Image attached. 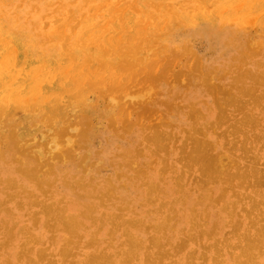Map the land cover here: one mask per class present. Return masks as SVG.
<instances>
[{
	"label": "rangeland",
	"instance_id": "374dc122",
	"mask_svg": "<svg viewBox=\"0 0 264 264\" xmlns=\"http://www.w3.org/2000/svg\"><path fill=\"white\" fill-rule=\"evenodd\" d=\"M56 1H58V0H55V2ZM63 1L64 0H59V2H56L55 3V5L58 7V6H60L62 3H63ZM117 1V2H116ZM120 1H122V2H120ZM128 1L129 0H111L110 2H112V3H110V4H108L107 2H105L104 4L106 5H104L103 4V2H100L99 4H100V6H101V4H103L102 6H101V8H103L102 10H104V11H101V8H100V14L101 13H103V15L101 14V16H102V18H101V23L100 24H104L103 26H99V28L100 29H96V31H93L92 32V34H91V36H93V35H98L99 33H100V31H101V33H103L105 30L106 31H108V32H104L103 34V36H99L98 35V38L96 37V36H94L93 38H96V39H98V40H96V42H94L95 44H97L96 46H99L100 45V43L102 42L103 44V47H102V45H101V47H102V49H101V51H103L105 48H106V46H108V48H107V50L108 49H110V48H112V47H114L115 45H117L118 44V39H121L122 40V43H120V41H119V44H118V46L116 47L115 46V50H114V48H113V50H109V52L108 53H110V56H111V58L112 59H114V60H112L111 58H110V60H109V62L111 63V66H115V68L113 69L112 67L110 68V65H108V67H105V68H101V66L100 65H98V61H95L93 64H89V69H91V70H96V72H98V75H99V72H100V75L102 74V77L99 75V77H101V79L104 77V78H106L105 79V83L106 84H104V78H103V81L102 80H100L101 81V83H100V81L98 80V82L100 83V86L97 88V87H95V89H92V87L91 86H88V85H91L92 83H89V82H87V81H90V80H96L97 81V79L99 78H94V76L96 75V73H95V70L94 71H92L91 72V70L88 72V68H85L86 67V65L84 66V64L83 65H81L80 64V62L78 63L77 62V64L75 63V64H71V63H68L66 60L64 61V60H62V62L60 63V65H59V68H58V70L57 71H54V72H56L57 73V75H55V80H54V85H53V87L54 88H52V89H45L44 87L41 89L39 86L37 87V88H35V89H38L39 91H40V93H45V94H50L51 92L53 93V92H55V98L56 99H52L50 102H47V107L46 106H37V107H34V104H32L33 105V108L30 106L31 104H28V103H26V104H28L27 106L29 107L28 109L29 110H27V108L26 107H24V108H21L20 109V111H19V113H17V119H16V117H14V118H12V119H10L11 121L10 122H8V116H6V118H5V123L3 124V125H1L0 126V131H3V133L5 134V135H8V134H11V130H12V133H14L15 131H16V133L18 134V135H25L24 136V138L26 137V132L27 131H32V136H30V137H34L33 138V141H32V138H27V139H25V141L26 140H29L30 141V139H31V143L28 141V143L26 142V144H25V141H24V143H23V145H27V146H25V147H23V145H21L20 144V148H21V150H22V152L23 151H25L24 153H26L27 152V154H26V157L28 158V163H24V162H22L21 160H18V159H20V153H19V151H17V152H14L13 153V155H12V157H10V158H4V157H2V159H4V160H2L3 161V163H1L0 164V202H1V204H2V202H3V204L2 205H0V244H2L3 243V246L2 245H0V264H6L7 263V260H9L8 261V263L7 264H49L48 263V261H50V260H55L56 261V263L57 264H61V263H63V264H73L74 262V264H80V263H82V261L83 260H81V259H84V260H86L85 258H88V262L86 263V261H84L83 263H86V264H88V263H91V261L92 262H94V263H96V261H97V259H96V257H99V256H102V253H103V256H109V255H114L115 256V258L116 259H122V258H124V257H126L127 255H125V252H126V254L127 253H129L130 255H131V253H133V251L134 250H136V251H134V253H135V255H132V256H134V258L131 260V264L132 263H134V264H146L145 262H147V259H145V258H148L146 255H144V253L147 251H149L148 253L150 254V251L152 252L150 255H152V257H150L149 259H153V257L155 256L154 254H158V256H157V258L159 257V260L158 259H156L155 261H153V260H150L149 261V259H148V262H151V263H149V264H153L154 262L156 263V264H168L169 262H170V264H172L173 262H174V260H176V264H182V262H181V260H183V259H181L182 257L184 258V257H186V254L188 255V250L190 249V247H191V253H189V257H186V260H188V262L190 261V259L189 258H191V262H189L190 264H193V261H194V264H196L197 262V264H202L203 263V256H206V258H209L210 256H211V253H208V251H206L205 252V250L204 249H202V246H200L199 247V245H201V243H202V245H205V246H210V245H212L213 244V241L212 240H201L200 242H196V243H192V245L189 247L188 246V248L186 247L185 249H183V253H181L180 251L178 252V249L181 247V245L183 244V242L184 241H186L187 239L188 240H190L191 238V236H193V233H195V232H197L199 235H200V233H203L205 230H206V232L207 231H209V230H213L214 229V231H216V229L217 228H215V227H219L220 226V218H221V215H222V212L224 213V209H223V207L228 203V201H230L231 199H235V198H237L240 194H242L243 195V193H245L244 194V197L245 198H247V196L249 197H251V196H254L253 194V192H251V189H253L254 188V186H253V184H255V183H257V181L254 183L253 181H254V179H253V176L255 177V174L254 173H252L251 174V171H252V169H251V165L253 164V170H258V167H259V169H261V168H263V170H262V172L264 173V28H263V26H264V24H263V26H262V22H264V0H210V1H208V2H204L203 0H175L176 2H177V6L179 7V9H180V11H182V12H184V16L186 17V18H182V19H179V20H172L171 21V19L168 17V16H163L162 17V15H159V14H157V11H155V10H153L152 9V6H156V0H140L141 1V3H140V5H139V7H138V9H139V11L140 12H142V14H140L141 16H142V18L144 17V15H145V13H146V18H148V17H150L149 16V14L150 15H152L151 17H150V20L152 19V21H150L149 19H148V21H146V23H145V19H143V20H141L142 22H144L145 23V27H143L144 25V23L142 24L143 26H142V28H143V30H142V28L137 24L135 27H134V25H130L131 24V21H129V24H128V27L126 26V28H125V31L122 33V34H120V32H119V30L121 31H123L124 29L122 28V29H120V24H122L123 22H122V20H134L135 18H139V17H141L140 15H137V11L135 10L137 7L135 6H133V5H135L134 3H135V0H130L129 1V3H128ZM134 1V2H133ZM148 3H147V2ZM172 1H174V0H172ZM184 2V4H183V2ZM189 1V2H188ZM192 1V2H191ZM213 1H215V2H213ZM218 1V2H217ZM223 1V2H222ZM228 1V2H227ZM254 1V2H253ZM62 2V3H61ZM114 2H116L114 5H113V3ZM133 2V3H132ZM188 2V3H187ZM232 2V3H231ZM233 2H234V4H233ZM238 2V3H237ZM123 3H124V5H123ZM156 3V4H155ZM181 3V4H180ZM203 3V4H202ZM205 3V4H204ZM215 3V4H214ZM228 3V4H227ZM249 3V4H248ZM260 3V4H259ZM14 4V3H13ZM127 4V5H126ZM131 4H133L132 6L135 8H133L132 6H131ZM145 4L147 5H149V6H151V7H149L148 5L147 6H145ZM207 4V5H206ZM211 4H212V6H211ZM224 4V5H223ZM225 4H226V8H225ZM238 4V5H237ZM243 4V5H242ZM17 5V4H16ZM20 5V4H19ZM117 5V6H116ZM121 5H123V6H128L129 7V5L131 6V7H129V8H127V7H125V9H126V11H123V12H121V8H119V7H121ZM192 5H193V7H192ZM238 6V8H237V10L235 9L236 8V6ZM255 5V6H254ZM260 5H262L263 6V8H262V6H260ZM99 6V5H98ZM99 6V7H100ZM113 6H115V7H118V9L117 10H119L120 9V12H118L117 11V13H120L119 15H118V18H117V16H115V15H117V13H116V10H115V7L113 8ZM123 6H122V8H123ZM145 6V7H144ZM182 6V7H181ZM187 6V7H186ZM195 6V7H194ZM200 6V7H199ZM205 6H211V7H207L208 9L207 10H209L210 8V11H208L207 12V10L205 9ZM216 6V7H215ZM219 6V7H218ZM232 6V7H231ZM235 6V7H234ZM243 6V7H242ZM245 6V7H244ZM259 6V7H258ZM110 7V8H109ZM183 7H186V8H183ZM204 7V8H203ZM224 8V9H222V8ZM242 7V8H241ZM250 7H251V9H250ZM130 8H132V9H130ZM143 8V9H142ZM154 8V7H153ZM188 8V9H187ZM192 8H194V9H192ZM196 8H197V10H196ZM201 8V9H200ZM202 8H203V10H202ZM233 8L235 9V10H233ZM247 8H248V10H247ZM262 8V9H261ZM49 7H45V10H46V12L48 13L49 12ZM124 9V8H123ZM124 9V10H125ZM147 9V10H146ZM185 9V10H184ZM205 9V10H204ZM218 9H222L221 10V14L218 12L219 10ZM227 9H228V11H227ZM232 9V10H231ZM254 9V10H253ZM261 9V10H260ZM19 10V11H18ZM18 10H16L15 11V13H20V9L18 8ZM112 10H115V12H113ZM130 10H132V11H130ZM214 10V11H213ZM259 10H260V12H259ZM18 11V12H17ZM112 11V12H111ZM136 11V12H135ZM148 11V12H147ZM196 11V12H195ZM223 11V12H222ZM232 11H234V13L232 12ZM246 11H248V12H246ZM258 11V12H257ZM108 12V13H107ZM151 12H152V14H151ZM155 12V13H154ZM188 12H190V17H189V13ZM215 12V13H214ZM219 13L220 15V17L219 16H217L216 14L217 13ZM236 12H237V14L238 13H243V14H238V15H236V19L234 18L233 19V16H235V14H236ZM109 13H110V15H109ZM112 13V14H111ZM116 13V14H115ZM136 13V14H135ZM207 15H206V14ZM245 13L246 14H248V16H245L244 17V15H245ZM131 14V15H130ZM213 14V15H212ZM253 14H255V15H253ZM42 15H46V14H43L42 13ZM114 15V16H113ZM123 15V16H122ZM134 15V17H132ZM153 15H155L154 17H153ZM104 16V17H103ZM109 16V17H108ZM111 16V17H110ZM138 16V17H137ZM156 16L157 17H159V18H157V22L155 23V24H157V25H155L154 24V26H153V23L156 21L155 20V18H156ZM197 16V17H196ZM212 16V17H211ZM241 16H243L242 18H241ZM252 16V17H251ZM106 17H108V18H106ZM119 17H123L122 19L121 18H119ZM191 17H193L192 19H191ZM238 17V18H237ZM246 17H247V19H246ZM162 18H164L165 20H166V22L164 21V19H162ZM196 18V19H195ZM229 18H232L233 20L231 21ZM244 18V20L242 21V19ZM119 19H121V21L119 22V21H117V20H119ZM161 19H162V21H161ZM228 19L230 20V22L228 21ZM249 19V20H248ZM136 20V19H135ZM205 20V21H204ZM223 20V24L221 23V21ZM235 20V21H234ZM236 20H238V21H236ZM252 20V21H251ZM68 21H70V19H69V17L67 18V19H64V21H62V22H64L66 25L64 26V24H62V27H64V30H63V28H61L64 32H66L67 33V37H66V35H65V33H63L64 35H61L62 33L61 32H63L62 30H61V32H59L60 31V28H58L59 30H57L58 32H57V37H58V39L59 38H61V37H63V41L65 42L66 40V42H68L67 44L68 45H70V44H73L74 42H75V39H71V31H73V29L76 27V25L78 26L79 24H76L75 25V27H71L72 25L74 26V23L73 22H69L68 23ZM139 22L140 24L142 23V22ZM154 21V22H153ZM164 21V22H163ZM181 21V22H180ZM191 21V22H190ZM208 21V22H207ZM225 21V22H224ZM245 21H246V24L248 25V23L250 24L251 23V25H253L252 26V29H251V26L248 28V26H246L244 23H245ZM113 22V23H112ZM151 22V23H150ZM176 22V23H175ZM179 22V23H178ZM194 22H196V23H194ZM210 22V23H209ZM73 23V24H72ZM112 24V26H111V24ZM165 23V24H164ZM166 23L168 24V25H170V27L168 26V25H166ZM185 23V24H184ZM186 23H187V25H186ZM229 23H233V24H229ZM240 23H241V28H238V27H240ZM151 24V25H150ZM159 24H164V26L163 25H159ZM181 24H183V25H181ZM193 24V25H192ZM222 26H221V25ZM110 26V28H108L109 26ZM191 25V26H190ZM197 25H199V26H197ZM69 26V27H68ZM105 26V27H104ZM130 26V27H129ZM148 26V27H147ZM221 26V27H220ZM226 26V27H225ZM229 26V27H228ZM245 26V27H244ZM262 26V27H261ZM66 27V28H65ZM103 27L105 28V29H103ZM113 27H114V29H116V27H117V29L116 30H114L113 29ZM121 27H123L122 25H121ZM132 27V28H131ZM136 27L139 29H137L136 30ZM176 27H178V28H176ZM224 27V28H223ZM231 27V28H230ZM246 27L248 28V29H246ZM48 28V29H47ZM69 28H70V30H69ZM108 28V29H107ZM146 30H145V29ZM150 28V29H149ZM153 28H155L156 30H158V28H159V30L157 31V32H154V33H152V31H154V30H152ZM162 28H164V29H162ZM167 28V29H166ZM221 30H220V29ZM237 28V29H236ZM111 29V30H110ZM119 29V30H118ZM131 29V30H130ZM133 29V30H132ZM202 29V30H201ZM126 30H128V31H126ZM173 30V31H172ZM197 30V31H196ZM214 30V31H213ZM223 30V31H222ZM48 31V32H47ZM69 31H70V33H69ZM74 31H75V29H74ZM139 32V34H140V36H142L143 37V39H145L146 40V38H147V40L145 41V40H141V38L140 37H137L136 35H138L137 33ZM143 31H147V32H145L144 34L142 33ZM196 31V32H195ZM246 31V32H245ZM44 32L48 35L49 34V32H52V30L50 29V27H49V25L45 28V30H44ZM112 32V33H111ZM137 32V33H136ZM141 32V33H140ZM164 34H163V33ZM220 32V33H219ZM225 32H227V33H225ZM235 32H237V33H235ZM111 34L112 36H108V34ZM118 33L120 34V35H118ZM136 33V34H135ZM150 33V34H149ZM167 33V34H166ZM169 33V34H168ZM230 33V34H229ZM232 33H233V35H232ZM235 33V34H234ZM243 33V34H242ZM70 36H69V35ZM132 34H134L133 35V37L134 38H136V40H135V42L134 43H131L132 41H130V39H131V37H132ZM162 34V35H161ZM202 34V35H201ZM61 35V36H60ZM129 35V36H128ZM148 36V37H145V36ZM149 35H151V36H149ZM153 35H155V36H153ZM159 35V36H158ZM168 35V36H167ZM173 35V36H172ZM175 35V36H174ZM180 35H181V38H180ZM60 36V37H59ZM65 36V37H64ZM68 36H69V38H68ZM108 37L110 40V42H109V44L112 46V44L114 43L115 45H113L112 47L108 44V40H105V37ZM116 36H118V39L116 38ZM131 36V37H130ZM139 36V35H138ZM183 36V37H182ZM106 37V39H108ZM119 37H121V38H119ZM133 37H132V39H133ZM145 37V38H144ZM190 39H189V38ZM227 37V38H226ZM50 38V39H49ZM49 38L47 39V44L48 45H50V43H53L54 42V38L49 34ZM114 38H116L117 39V41H116V39H114ZM124 38V39H123ZM126 38V39H125ZM175 38V39H174ZM233 38V39H232ZM51 39L53 40V41H51ZM137 39H138V41H137ZM139 39H140V42H139ZM149 39H150V41H149ZM152 39V40H151ZM163 39V40H162ZM168 39H170V40H168ZM218 39V40H217ZM222 39H224V40H222ZM230 40V42H229V40ZM74 40V41H73ZM93 40H95V39H93ZM123 40L125 41H127L128 40V42H130V44L129 43H127V44H125V42H123ZM165 40V41H164ZM188 40V41H187ZM215 40H217V42H215ZM221 41V43H218V41ZM48 41H50V42H48ZM136 41H137V43H136ZM142 41H145V43H146V46H145V44H143L144 42H142ZM173 43H171V42ZM176 41V42H175ZM185 41V42H184ZM213 41V42H212ZM219 41V42H220ZM65 42V43H66ZM100 42V43H99ZM111 42H112V44H111ZM117 44H116V43ZM149 42H151V43H149ZM182 42H183V44H182ZM191 42H193V43H191ZM231 42H233V44L231 43ZM255 44H254V43ZM98 43H99V45H98ZM138 43H140V44H142V46L141 47H143V48H141L139 45L140 44H138ZM171 43V44H170ZM179 43V44H178ZM181 43V44H180ZM195 43V44H194ZM210 43V44H209ZM224 43V44H223ZM256 43H258V44H260L258 47L256 46ZM125 44V46H129L127 49L130 51V47H131V44L133 45V46H135V49H136V47H138L139 46V48L136 50V51H138V53L136 52V58L138 57V58H140L139 56H145V59L146 60H148L147 59V57H149V60H148V62H146L145 61V59H144V57L143 58H140V60H142L141 61V65H140V60L138 61V60H136L135 59V57H132L133 59V61L132 60H129L128 59V57H130V59H131V56H128V57H126V55H128V53L129 52H126V47L125 46H123ZM136 44V45H135ZM235 44V45H234ZM253 44H254V47H255V49L254 50H256V54H255V57H254V55H252V54H254L255 52H254V50L251 48V46H253ZM153 45V46H152ZM190 47H189V46ZM221 45V46H220ZM229 45H231V46H229ZM261 45H262V47H261ZM167 46V47H166ZM170 46V47H169ZM178 46V47H177ZM180 46V47H179ZM211 46V47H210ZM219 46V47H218ZM229 47V48H225V47ZM246 46V47H245ZM100 47V46H99ZM99 47H96L94 50H92L91 51V53H95V54H97L98 53V51L100 52V49H99ZM105 47V48H104ZM118 47H124L122 50H120ZM152 47V48H151ZM158 47V48H157ZM189 47V48H188ZM240 47V48H239ZM249 47V48H248ZM253 47V48H254ZM259 47L261 48L260 50L261 51H259V54H258V49H259ZM151 49V51H152V53L155 55V53H156V55L154 56L152 53H151V51H150V49ZM167 48L169 49V51L167 50ZM170 48L172 49V52H171V50H170ZM118 49H119V51L122 53V51L123 50H125L124 51V53H127V54H125L124 55V57H126V58H123V55H122V57H121V53L119 54L120 56V58H118V53H119V51H118ZM148 49V50H147ZM153 49V50H152ZM158 49V50H157ZM182 49V50H181ZM208 49V50H207ZM234 49V50H233ZM249 49H252L251 51L249 50ZM118 52H117V51ZM174 50V51H173ZM179 50V51H178ZM97 51V52H96ZM104 51H106V49L104 50ZM111 51L113 52V53H111ZM144 51V53H142ZM159 51V52H158ZM192 51V52H191ZM193 51L194 52H196V53H194V55H193V57L196 55V59H194L193 58V61L191 60L192 59V53H193ZM200 51V52H199ZM249 51V53H247ZM107 52H105V53H107ZM117 53V54H114V53ZM148 52H150L151 54H152V56L151 57H153V59L152 58H150V54L148 53ZM163 52V53H162ZM175 52V53H174ZM178 52V53H177ZM209 52V53H208ZM254 52V53H253ZM107 53V54H108ZM167 53V56L165 55ZM168 53H169V55H168ZM183 53H185V55L183 54ZM204 53V54H203ZM247 53V54H246ZM141 54V55H140ZM160 54V55H159ZM180 56H182V58H181V60H179V55ZM188 54V55H187ZM201 54V55H200ZM206 54V55H205ZM241 54V55H240ZM97 55H99V53L97 54ZM117 55V56H116ZM137 55H139V56H137ZM147 55V56H146ZM172 55L173 56H175L174 58H178L177 60L179 61H176V60H174V58H171L172 57ZM178 55V56H177ZM210 55V56H209ZM217 55V56H216ZM244 55V56H243ZM248 55H251V57L250 56H248ZM112 56H116V58L114 57H112ZM167 58V59H165L164 60V58L165 57ZM190 56V57H189ZM246 56V57H245ZM248 56V57H247ZM169 57V58H168ZM238 57V58H237ZM67 58V57H66ZM189 58V59H188ZM197 58H199L200 59V62L198 61V59ZM226 58V59H225ZM228 58V59H227ZM230 58V59H229ZM116 59V60H115ZM120 59V60H119ZM129 60V62L130 63H135L136 64V66L138 65V63H139V66H138V69H137V67L135 66H133V64H130V65H128L129 67L132 65L133 66V68H136V69H134V70H131L132 69V66L130 67L131 69H129V67H128V70H127V72H126V68H125V66H127V65H125L126 63H128V60ZM153 61H152V60ZM168 59H172V63L173 64H176V63H178V64H176V65H174L173 66V69H174V67H175V69H174V71H172L173 72V74H176V71H177V75L179 74V76H177V77H179L180 78V80H179V78H178V80H176V79H174V76H172V77H170L172 74H171V65L169 64H166L165 63V61H167ZM211 59V60H210ZM233 59V60H232ZM242 59H244V62H242ZM117 60H119L118 62H117ZM145 62H144V61ZM164 60V61H163ZM186 60H188V61H186ZM216 60V61H215ZM255 60V61H254ZM124 61H126L125 62V64H123L124 63ZM150 61H152V62H150ZM186 61V62H185ZM192 61V63H191V66H190V62ZM219 61V62H218ZM228 61V62H227ZM258 61V63L260 64L259 66H257L258 65V63H256ZM97 62V63H96ZM116 62V63H115ZM144 62V63H143ZM199 62V63H198ZM205 62V63H204ZM209 62H211V65H209L210 63ZM237 62V63H236ZM240 62V63H239ZM245 62L247 63V65L245 64ZM99 63H100V61H99ZM148 63V64H147ZM164 63V64H163ZM167 63H171V60H168V62ZM202 63V64H201ZM209 63V64H208ZM223 63V64H222ZM255 63V64H254ZM62 64H65V65H70L71 64V66H73L72 68H68V66H64V65H62ZM120 64V65H119ZM165 65V66H161V65ZM172 64V65H173ZM179 64H181L180 66H181V68H180V66H179ZM199 64H201V65H199ZM224 64H225V66H224ZM241 64H242V66H241ZM245 64V65H244ZM263 64V65H262ZM78 65H80L79 66V69H77L78 68ZM118 65H119V67H118ZM121 65L122 66H124L123 68L124 69H122V67H121ZM168 65V66H167ZM186 65V66H185ZM206 65V66H205ZM218 65V66H217ZM231 67H230V66ZM81 66H83V67H81ZM106 66H107V64H106ZM217 66V67H216ZM220 66V67H219ZM228 66V67H227ZM66 67H67V69H70L69 71H66L67 69H66ZM87 67H88V65H87ZM97 67H99V69L97 68ZM189 67H191V69L193 68V70H191V69H189V71L191 70V71H193V72H189V74L190 73H192V74H190V75H187V77L189 76V78H188V80L186 79L187 77L186 76H184L183 78L184 79H186V80H184L183 78H181V73L184 71H186L187 73H188V68ZM194 67H196V68H194ZM199 67H201L202 69H201V71L203 70V74H199V70H200V68ZM235 67V68H234ZM64 68V69H63ZM81 68V69H80ZM94 68V69H93ZM111 69V71L113 70V71H115L117 74V76H118V81L117 82H115V78H116V80H117V76L114 78V75H115V72H113L112 71V74L111 75H109V70ZM164 68V69H163ZM167 68H168V70H167ZM198 68H199V70H198ZM227 68V69H226ZM240 68V69H239ZM98 69V70H97ZM105 69V70H104ZM156 69V70H155ZM158 69V70H157ZM182 69H184L183 71H182ZM194 69H197V70H194ZM206 69V70H205ZM235 69V70H234ZM263 69V70H262ZM64 70H65V73H63L64 72ZM76 70L78 71V72H76ZM103 70H104V73H103ZM160 70V71H159ZM162 70V71H161ZM178 70H180V71H178ZM205 70V71H204ZM214 70V71H213ZM239 70V71H238ZM60 71V72H59ZM75 71V72H74ZM81 71L83 72V73H81ZM152 71V72H151ZM158 73H157V72ZM214 73H213V72ZM217 71V72H216ZM232 71V72H231ZM41 72V71H40ZM74 72V73H73ZM87 73L88 75H87V78L88 77H90V78H86V77H84V81H82L81 83L79 82V80H81L82 78L81 77H83V76H86V75H83V74H85V73ZM105 72H106V75H105ZM126 72V73H125ZM135 72H137V74H135ZM159 72H161L160 73V75H159ZM179 72V73H178ZM181 72V73H180ZM225 72V73H224ZM231 72V73H230ZM237 72H239V73H237ZM249 72V73H248ZM66 73H67V75L69 74L70 76H71V74L73 73L74 75H76L75 77V79H73V78H71L69 75L68 76H66ZM76 73V74H75ZM120 73H124V76H123V74L121 75ZM152 73V74H151ZM153 73L155 74L156 73V79L154 78L153 79ZM169 73H170V76H168L169 75ZM186 73V74H187ZM205 73H209V75H211L212 73V75L209 77L207 74H205ZM80 74V75H79ZM114 74V75H113ZM130 74H132V75H130ZM134 74V75H133ZM140 74H141V76H140ZM148 74V75H147ZM149 74L151 75L150 77H152V78H149ZM182 74H185V73H182ZM240 75L242 78H244V76H248L247 78L245 77V79H243L244 81H243V84L241 83V82H238V81H242V80H240V79H242V78H240V76H239V78L240 79H238V81H237V79H235L236 78V76H238V75ZM245 74V75H244ZM83 75V76H82ZM98 75H96V76H98ZM104 75V76H103ZM121 75V76H120ZM139 76V78H138V76ZM158 75V76H157ZM38 77H36V80H38V79H40L41 80V78H42V80H43V78L45 77L43 74H39V75H37ZM130 76H132V78L130 77ZM155 76V75H154ZM165 76V77H164ZM166 76L170 79H168V82L164 79V80H162L163 78H166ZM176 76V75H175ZM200 76V77H199ZM217 76V77H216ZM64 77L65 78H67L68 77V80H66V79H64ZM72 77H73V75H72ZM130 77V78H129ZM177 77H175V78H177ZM186 77V78H185ZM205 79H204V78ZM220 77V78H219ZM221 77H223V78H221ZM229 77H231V78H229ZM258 77V80H259V83H258V80L256 79ZM110 78V79H109ZM112 78L114 79L113 81H114V83H112V85L110 84L111 83V80H112ZM122 78V79H121ZM128 78V79H127ZM149 78V79H148ZM197 78V79H196ZM206 78H208V79H206ZM235 79V80H233V79ZM260 78H262V81H261V79ZM85 79H87V80H85ZM151 79V80H150ZM157 79H158V81H157ZM171 79H172V81H171ZM181 79H183V80H181ZM203 79H204V81H205V83H203L204 81H203ZM211 80L210 82L208 81V80ZM254 79H256L257 81H255ZM61 80V82L64 84H62L61 82H59ZM107 80V81H106ZM119 80H122L121 81V84L119 83ZM154 80V81H153ZM207 80V81H206ZM39 81V80H38ZM64 81V82H63ZM65 81H66V83H65ZM124 81V83H122ZM166 81V82H165ZM172 82V83H170V82ZM183 81V82H182ZM58 82H59V84H58ZM92 82V81H91ZM110 82V83H109ZM186 82H188V83H186ZM206 82H208L207 84H206ZM251 82V83H250ZM257 84H256V83ZM108 83H109V85L110 86H117V88H118V92H114L113 93V91L115 90V87H114V90L112 91L111 90V93H113V94H111L110 92H109V88L107 89V91H105V92H107L106 94H107V96L105 95V97H104V92L102 91V89L103 90H106V86H108ZM119 83V84H118ZM160 83V84H159ZM184 83V84H183ZM210 83V84H209ZM214 83V84H213ZM75 84H80V86H81V84H82V86L79 88V87H75ZM84 84V85H83ZM86 84V85H85ZM101 84H102V86H103V84L105 85L103 88H102V86H101ZM119 86H118V85ZM146 84V85H145ZM62 85V86H61ZM97 85H98V83H97ZM120 85H122V86H120ZM207 85H210V86H207ZM20 86H22V85H20ZM76 86H78V85H76ZM86 88H85V87ZM169 86H171V87H169ZM216 86V87H215ZM254 86V87H253ZM67 87V88H66ZM210 87H211V89H210ZM220 89H219V88ZM69 88H74L73 89V92L71 91L70 93L69 92H67L68 90H69ZM77 90H76V89ZM101 89L100 90V92H96V91H99V90H97V89ZM116 88V89H117ZM209 88V89H208ZM222 88H223V90L224 91H228V90H230L231 89V93L232 92H234V93H232V95H231V93L229 92V93H227V94H230L229 95V98H228V95L227 94H223V91H222V94H220L221 92V90H222ZM238 88V89H237ZM250 88V89H249ZM21 89H22V87L20 88V91H19V93L18 94H20V93H24L23 95H25L26 97L29 95V94H31V93H29V92H21ZM43 89H45V90H43ZM64 89V90H63ZM65 89L67 90L66 92H67V94H66V92H65ZM82 89V90H81ZM228 89V90H227ZM239 89H242V90H239ZM19 90V89H18ZM60 92H58V91ZM63 90V91H62ZM95 90V91H94ZM211 90V91H210ZM246 90H247V92H246ZM46 91V92H45ZM77 91V92H76ZM78 91H81L80 93H81V95H80V93L78 92ZM117 91V90H116ZM220 93H219V92ZM241 91V93H239ZM63 92H65L64 94H63ZM75 92V93H74ZM101 92H102V95H101ZM57 93V94H56ZM63 95H62V94ZM72 93L74 94V96H72ZM78 93H79V99H78V101L76 100L77 98H78ZM89 95V97H88V95ZM91 93V94H90ZM205 93V94H204ZM217 93H219V94H217ZM226 93V92H225ZM238 93V94H237ZM255 93V94H254ZM59 94V95H58ZM77 94V95H76ZM84 94V95H83ZM100 94V95H99ZM250 94H252V96L250 95ZM21 95V94H20ZM53 95V94H52ZM62 95V96H61ZM69 97H68V96ZM83 95V96H82ZM86 95V96H85ZM93 95V96H92ZM98 95V96H97ZM217 95H219L218 97H217ZM221 95V96H220ZM227 95V96H226ZM43 96H45V95H43ZM81 96L82 97H84V99H82V100H84V101H88V102H85V104L83 103L82 105H81ZM111 97L110 98V100H109V98L108 97ZM223 96H225L224 98H223ZM233 96V97H232ZM245 96V97H244ZM246 96H247V98H246ZM254 96H255V99H256V97H258V101L261 103H259V102H257L256 100V102H253L254 101ZM25 97V98H26ZM62 97V98H61ZM75 99H74V98ZM77 97V98H76ZM251 97V98H250ZM32 99L31 98V96L29 95V97H27L26 99ZM89 98V99H88ZM92 98V100H90ZM95 98V99H94ZM124 98V99H123ZM234 98H235V100L236 99H238L239 101L242 99V103H244V104H240V102L238 101V105L236 104V102L237 101H235V103L233 102L234 101ZM241 98V99H240ZM245 98V99H244ZM250 98V99H249ZM86 99H88V100H86ZM94 99V100H93ZM98 99H100V100H98ZM102 99H104V101H102ZM107 99V100H106ZM113 99V100H112ZM218 100V102L220 101L221 102V105H219L218 106V104H220V102L218 103V102H216L217 100ZM223 99H226L225 101H223ZM232 101H231V100ZM55 100H57L58 101V103H56V101ZM59 100H60V102L61 103H59ZM90 100V101H89ZM96 100V101H95ZM233 103V106L232 105H230L229 104V102L230 101ZM52 101H55V102H52ZM93 101V102H92ZM98 101V102H97ZM122 101V102H121ZM162 101V102H161ZM91 102V103H90ZM102 102V103H101ZM105 102H108V103H110V105H108L107 103H105ZM225 102V103H224ZM246 102H247V104H246ZM50 103V104H49ZM55 103V104H54ZM69 103H71V104H69ZM76 103H77V105H76ZM89 103V104H88ZM104 103L105 104H107L106 105V110H105V105H104ZM122 103V104H121ZM126 103V104H125ZM191 103H193L191 106H193L192 108H191V106H190V104ZM230 105H228V104ZM256 104V103H259V107L257 106V105H253V104ZM49 104V105H48ZM57 104V105H56ZM64 104V105H63ZM66 104H69V105H66ZM74 104V105H73ZM104 106H102V105ZM222 104H224L225 106L223 107V105ZM236 104V105H235ZM50 105H52V106H55V107H52V106H50ZM60 105V106H59ZM72 105V106H71ZM122 105H123V108H122ZM228 105V106H227ZM23 106V105H22ZM26 106V105H25ZM49 106V107H48ZM71 106V107H70ZM78 106V107H77ZM93 106V107H92ZM221 106V107H220ZM234 106H237L238 107V109H233V108H235ZM44 107V109H46L47 111H49L48 112V114L46 113L44 116H48V115H50L49 117H48V120H45V118L43 117V119H42V117H40V116H38V114H40L42 111H43V108ZM51 107V108H50ZM59 107V108H58ZM112 107V108H111ZM26 108V109H25ZM34 108H36V110L34 109ZM66 110H65V109ZM81 108V109H80ZM95 108V109H94ZM100 108V109H99ZM193 108H195V110H197V111H195ZM51 109V110H50ZM68 109V110H67ZM79 109V110H78ZM123 109H128V111H123ZM191 109V110H190ZM32 110H34V111H32ZM53 110H56V111H54L53 112ZM63 110V111H62ZM73 110V111H72ZM75 110V111H74ZM95 110V111H94ZM108 110V111H107ZM238 110H240V111H238ZM242 110H244V111H242ZM25 111V112H24ZM62 112V113H59V112ZM105 111V112H104ZM129 111H130V113H129ZM191 111H193V112H191ZM241 111L243 112V113H241ZM26 112L27 113H29L31 116V118H29V119H23L24 118V116H22V115H24V114H26ZM56 112V113H55ZM68 112V113H67ZM124 112H126V113H124ZM135 112V113H134ZM145 112V113H144ZM196 112H200V114H196ZM202 112V113H201ZM246 112V113H245ZM52 113V114H51ZM127 113H128V115H127ZM193 113H195L194 115H192ZM246 114V115H250V118H252V120L251 119H249V117H247L246 115H244V117L246 116L249 120H244L246 123H248V126H245L246 125V123H244V121H243V119H245L244 117H242V115L243 114ZM55 114V115H54ZM68 114V115H67ZM80 114V115H79ZM96 114H97V116H96ZM106 114V115H105ZM108 114L110 115V114H115V115H110L111 116V120H108L107 118L109 117L108 116ZM125 114H126V116L128 117V120H126V121H124L125 120V118L123 117V116H125ZM204 115L205 117H202V118H204V119H199V117H201L202 115ZM230 114V115H229ZM238 114V115H237ZM251 114H253L254 116H251ZM66 115V116H65ZM81 115H83V116H81ZM87 115L89 116V117H87ZM104 115V116H103ZM137 115H141V116H138V117H143V120L142 119H138L139 120V122H140V126H139V122H137ZM191 117H190V116ZM197 115V117H195L194 118V116H196ZM207 115V116H206ZM219 115H221V116H219ZM235 115H237L236 116V118H235ZM55 116H56V119H54L55 118ZM58 116V117H57ZM64 116H65V118H64ZM86 118H85V117ZM225 116H227V120L228 119H232V120H228V123H226L225 121H227L226 119H224V117ZM232 116H233V118H232ZM241 116V117H240ZM33 117V118H32ZM61 119H63V120H61ZM118 117H119V119H118ZM126 117V118H127ZM131 119H130V118ZM188 117V118H187ZM190 117V118H189ZM193 117V118H192ZM210 118V119H208V118ZM228 117H230V118H228ZM255 118V121H257L258 120V122H255L254 121V118ZM262 117V118H261ZM21 118H22V120H21ZM39 118H40V120H39ZM53 119V121L52 122H54V123H52L51 122V120ZM57 118H58V120H57ZM74 118V119H73ZM192 118V119H191ZM196 118H198L197 120H196ZM215 118H218V119H215ZM226 118V117H225ZM240 118H242V121L240 120ZM20 119V120H19ZM47 119V118H46ZM78 119V120H77ZM83 121H82V120ZM87 119V120H86ZM90 119V120H89ZM97 119V120H96ZM123 119V120H122ZM129 119H130V121H129ZM194 119V120H193ZM238 120V122H240V123H236V121ZM26 120V121H25ZM65 120V121H64ZM73 120V121H72ZM77 120V121H76ZM93 120H96V121H93ZM121 120L124 122V123H126V122H129V123H132L133 124V122L134 121H136L137 123H138V125L136 124V123H134L133 125H131L132 127H131V131L129 130L128 131V128L125 130L126 132H124L123 131V129L122 128H120V125H121ZM194 122H193V121ZM205 120H207V121H205ZM218 120L219 121H221V123H220V125L221 126H219V123H218ZM222 120H224V121H222ZM32 122V124L34 123L35 125H33V127H31L32 125H31V122ZM48 121H50L51 123H49L48 124ZM61 121V122H60ZM63 121V122H62ZM70 121V122H69ZM72 121V122H71ZM80 121V122H79ZM87 121H89V122H87ZM93 121V122H92ZM104 121V122H103ZM112 121H115V122H117V123H115V122H113L112 123ZM142 121V122H141ZM144 121V122H143ZM164 121V122H163ZM198 121V122H197ZM214 121H217V122H214ZM229 121H231V122H229ZM251 121L253 122L252 124H251ZM19 122L20 123H22V124H24V125H21V127H20V125H19ZM29 124V127H28V124ZM67 122H68V125L69 126H73L74 125V127H72L73 129H74V131H75V133L76 134H78V132L81 134V135H76L75 133H71L72 131H73V129L71 128V127H69L68 125H67ZM77 122V124L75 125V123ZM84 122H87L88 124H84ZM91 122V123H90ZM95 122H97L98 124H96ZM150 122V123H149ZM167 123V125H169V126H167V127H165L166 126V123ZM191 122V123H190ZM202 122V123H201ZM204 122H206L205 124L207 125V127H209L207 130L205 129V127L206 126H204L205 124H204ZM211 122V124H212V122H214L213 123V125L215 124V134H214V131H213V133H212V127H214V126H212L211 124H209ZM222 122H224V124L222 123ZM233 122H235V123H233ZM243 122V123H242ZM45 123H47V124H45ZM57 123H58V125H57ZM83 123V124H82ZM93 123H95V124H93ZM102 123V124H101ZM124 123H122V124H124ZM162 123H165V126H163V125H161ZM193 123H194V125H193ZM226 123V124H225ZM231 123L233 124V125H231ZM27 124V126L25 127V125ZM38 124V126H36ZM40 124V125H39ZM43 124H45V125H43ZM50 124H52V125H50ZM54 124L55 125H57V126H54ZM60 124H62V125H60ZM71 124V125H70ZM93 124V125H92ZM103 126H101V125ZM108 124H114L113 126H115V129H117L118 127V129L117 130H112V129H114V127L112 126H110L109 128H108ZM142 124H144L145 126H143L142 127ZM153 124V125H152ZM177 124V125H176ZM184 124V125H183ZM188 124V125H187ZM216 124H217V126H216ZM236 124V127L238 128V126H239V129H240V127H241V129L243 130V131H245V133H247V130H248V133H247V135H246V137L248 136V138H250V139H247V141H246V145H244V143H242V142H245V140L244 141H242L245 137H243V135L245 134L243 131L240 133V132H238L236 129H234L233 128V132H234V130H235V132L237 133V136H238V138H237V140H236V138L235 137H237L236 136V134L234 135V134H230V136H229V134H226L225 136L223 135V133H221V132H223V131H229L230 132V130L232 129V127L234 126ZM251 124V125H250ZM31 125V126H30ZM48 125H50V126H48ZM64 125H65V127H67L68 126V128H67V131L68 132H65L64 131ZM105 125V126H104ZM108 125V126H107ZM127 125V124H126ZM155 125V126H154ZM172 125H174V126H172ZM190 125V126H189ZM196 126L195 127V129L193 128V127H191V126ZM212 127H211V126ZM227 125H230L231 127H229V128H227L228 126ZM240 125H244L243 127L242 126H240ZM256 125V126H255ZM9 126V127H8ZM16 126H18V127H16ZM36 128H35V127ZM43 126V127H42ZM49 128H48V127ZM61 126V127H60ZM76 126V127H75ZM123 126V125H122ZM152 126V127H151ZM158 126H159V131H162V130H164L163 131V133L162 132H158V134H157V132L156 131H158ZM172 126V127H171ZM204 126V127H203ZM250 126H252L254 129H251V127ZM22 128L21 130H20V128ZM25 127V128H24ZM37 127L39 128L38 130H37ZM42 127V128H41ZM51 127H52V129H51ZM58 127H60V128H62L63 127V131H61L60 132V128L58 129ZM84 127V128H83ZM86 127V128H85ZM95 127V128H94ZM124 127V126H123ZM124 127V128H125ZM145 127H151L150 129L152 130H150L149 131V135H148V137H145V138H143V136H147L146 134H148V130H149V128L147 129H145ZM155 127H157V128H155ZM189 127V128H188ZM206 127V128H207ZM218 127H220V128H218ZM235 127V126H234ZM15 128V129H14ZM54 128H57V129H54ZM90 129L91 128V130H88V129ZM96 128H98V129H96ZM105 128V129H104ZM141 128H143L142 129V131H141ZM154 128L156 129L155 131H154ZM170 128V129H169ZM185 128V130H182L181 131V129H184ZM197 128H200V130H198ZM203 130H202V129ZM227 128V129H226ZM5 129H7V130H5ZM13 129H14V131H13ZM18 129V130H17ZM69 129V130H68ZM72 129V130H71ZM76 129H78V130H76ZM81 129H83V130H87V132H86V130L85 131H83V130H81ZM129 129H130V124H129ZM133 129V130H132ZM172 129V130H171ZM190 129V130H189ZM192 129L194 130V135H192V137H193V140H194V138L196 139L197 137H198V144H193L194 143V141L195 142H197V140H194V141H192V140H188L187 139V142H186V138H190V137H188L190 134H192L193 133V131H192ZM214 129V128H213ZM226 129V130H225ZM251 129V130H250ZM5 130V131H4ZM25 130V131H24ZM98 130V131H97ZM180 130V131H179ZM197 130V133H195V131ZM209 130V131H208ZM249 130H250V132H249ZM20 131H22V132H20ZM38 131V132H37ZM43 131H44V133H43ZM57 131H59L58 132V134H56L57 133ZM77 131V132H76ZM89 131H91V133L89 132ZM96 131V132H95ZM143 131H145L144 133H143ZM169 131V132H168ZM191 131V132H190ZM199 131V132H198ZM201 131H204V132H202L203 134H201L200 132ZM55 132V133H54ZM63 132V133H62ZM71 133L72 135L73 134H75L76 135V140H75V142H78V143H76V146H74V144H75V142L73 141V139H74V137H72V135H71V137H72V141H71V139L69 138L70 136H67V137H64V135L63 134H65V133ZM115 132V133H114ZM116 132H117V134H116ZM123 132V133H122ZM129 132V133H128ZM136 132V133H135ZM153 132H156V133H153ZM208 132V133H207ZM216 132H218V133H216ZM225 132H224V134H225ZM229 132H226V133H229ZM234 132V133H235ZM259 132V133H258ZM2 133V134H3ZM15 133V134H16ZM43 133V134H42ZM45 133H46V136L47 137H45ZM62 135H61V134ZM70 133H69V135H70ZM82 133H86V134H84L85 135V137H86V135H87V137H88V139L87 138H85V137H83V135H82ZM100 133H102V135L100 134ZM189 133V134H188ZM198 133H200L201 135H199ZM244 133V134H243ZM253 133V134H252ZM257 135L258 134V136H261V139L260 138H258L255 134ZM104 134V135H103ZM113 134V135H112ZM116 134V135H115ZM121 134H122V136H121ZM131 134V135H130ZM143 134V135H142ZM155 134H157L156 136H155V138H154V136L153 135H155ZM188 136H187V135ZM196 134V135H195ZM216 134H219V135H221L222 134V136L225 138L226 136L228 137V139L227 138H225V139H223L222 138V136H216ZM42 135V136H41ZM118 135H120V136H118ZM231 135H234L233 137L231 136ZM240 135V136H239ZM39 136V137H38ZM44 136V138L42 139V140H39L40 139V137L42 138ZM50 136H52V137H50ZM62 137L61 138V140H63V138H66V142L68 143V142H70V144H69V146H72L71 148H68L69 146H68V144L66 145V143H64V141H61L63 144H61L59 141H58V137ZM79 138H78V137ZM113 136V137H112ZM124 136V137H123ZM138 136V137H137ZM191 136V135H190ZM196 136V137H195ZM204 136H206V137H204ZM39 138V139H36V138ZM54 137V138H53ZM59 137V138H60ZM80 137H82V139L84 140H82ZM122 137V138H121ZM126 137V138H125ZM131 137V138H130ZM142 137V138H141ZM152 137H153V139H152ZM185 137V138H184ZM191 137V138H192ZM221 139H220V138ZM255 137H257L258 138V140L260 141L259 143L257 142V140H254L255 139ZM263 137V138H262ZM55 138H56V140H55ZM70 139V141H69V139ZM116 140H115V139ZM147 138V139H146ZM150 138V139H149ZM218 138V139H217ZM256 138V139H257ZM21 139H22V137H21ZM123 139V140H122ZM145 139H146V141H145ZM200 139L202 140V142L203 141H207V142H209V144L211 145H213V146H215L214 148H209L208 147V145H206L205 147H208V148H205L204 147V149H206V151L203 149V152H205V154H207L206 152H207V150L209 151L208 152V154H207V156H208V158H206L207 156L205 155L204 156V162H206L205 160H207V161H210L209 159H211V157L212 158H214L215 159V157H214V155L216 156V158L217 159H222L223 158V156L226 154V156L227 157H229L228 158V160L231 162L230 163V166H229V169H228V167L227 166H225L226 167V170H231V174H229L228 175V173L227 172H225L224 173V175H226V173H227V175L226 176H228L230 179H228V177H225L221 172H219L220 171V166L222 165L221 164V160L219 161V162H216V164H215V162H214V164H215V166H217V167H219L218 169H219V171H215V170H213V172L215 173L216 172V174L217 175H219V177H220V175H221V179H223V177H224V179L226 178V182L225 181H222L220 178L218 179V181H216V183H213V182H215V178H212L213 180H209V179H211V176H210V173L212 172L210 169H207V167H210L211 168V166H207V165H209L208 163H204L203 162V160L202 159H200V160H202V161H200V162H197L198 164L199 163H201V162H203V164L205 165V164H207L206 166H205V168L207 169V170H210V171H207L205 168H204V166L203 165H201L202 167H203V169H205V170H202L201 171V166H200V174L198 173L199 171H197V169L199 168V165H198V167H197V164L195 163H193V161L191 162V159H193L194 160V162H195V159L197 158V160H198V157H196L195 156V154L193 155V153H197V151L196 150H200L201 149V147L199 148V147H197V145H199V142H201L200 141ZM229 140L228 142H226L227 140ZM232 139H234V141H237V150H236V148H235V146L232 148V147H230V145L232 146V144H231V142H230V140H232ZM246 139V138H245ZM35 140V141H34ZM37 140V141H36ZM65 140V139H64ZM82 140V141H81ZM93 140V141H92ZM109 140V141H108ZM168 140V141H170L169 143H168V141L166 142V141ZM222 140V141H221ZM226 140V141H225ZM250 140H252V141H250ZM80 141V142H79ZM108 141V142H107ZM126 141V142H125ZM132 142V144H131V142ZM185 141V142H184ZM217 141H218V143H217ZM233 141V140H232ZM234 141L232 142L233 143V145H234ZM239 141V142H238ZM256 142V145H255V142ZM39 142V143H38ZM87 142V143H86ZM100 142V143H99ZM115 142H117V143H115ZM159 142V143H158ZM160 142L161 143H163V144H161L160 145V148H161V146L163 145V146H165L164 144L166 143L167 145H166V149L165 148H163V149H165V154L167 155H165L164 156V151H161L160 152V150H162V149H160L159 150V153L160 154H158L157 153V151H156V153H155V155H154V151H151V150H154V145L155 144H157V145H155L158 149H159V144H160ZM184 142V144H182ZM202 142L200 143V145L202 144ZM222 142V143H221ZM224 142H226V144H228L226 147V149H225V147H224V145H226ZM250 142V143H249ZM33 143H34V149H33ZM60 143V145H61V147L58 145ZM74 143V144H73ZM130 143V144H129ZM175 143V144H174ZM187 143V144H186ZM189 143H192L191 145L189 144ZM216 143V144H215ZM251 143H252V148H251ZM32 144V145H31ZM66 146H65V145ZM100 144V145H99ZM103 144V145H102ZM111 144V145H110ZM134 144V145H133ZM169 144V145H168ZM188 146L187 147V149H184L185 147H186V145ZM262 144V145H261ZM3 145V146H2ZM38 145V146H37ZM40 145H42V146H40ZM47 146V149H48V151H52V152H48L49 154H50V156L47 154V153H44L43 151H44V146ZM63 145V146H62ZM82 147H81V146ZM98 145V146H97ZM116 145H118V146H116ZM133 145V146H132ZM146 145H149V147H150V152H152L151 154L149 153V151H148V146H146ZM182 145H184V147H182L184 150H186L187 151V153H190V154H192L193 156H195V157H193L192 158V155H190L191 156V158L190 157H187L188 156V154L187 153H185L186 151H184L182 148V150L184 151V153H185V155L183 154V151L181 150V152H180V154L182 153V155H181V157H183V156H185V158H182L181 159V157H179L180 155H178L179 154V151H180V148H178L179 146L181 147ZM193 145V146H192ZM195 145H196V148L197 149H194L195 148ZM203 145V144H202ZM204 145H205V142H204ZM217 145V146H216ZM244 145V146H246L247 148H245L244 146H243V148L242 149H240L242 146ZM6 145H4V144H1L0 143V151H2L4 148H6L5 147ZM36 146V147H35ZM90 146V147H89ZM97 146V147H96ZM107 146V147H106ZM137 146V147H136ZM147 147V148H145V147ZM193 147V150H195L193 153H192V151L193 150H191L192 149V147ZM212 146V147H213ZM263 146V147H262ZM28 147V148H27ZM29 147H32L31 149L29 148ZM37 147H39V148H37ZM78 147V148H77ZM86 147V148H85ZM99 147V148H98ZM106 147V148H105ZM132 147H133V149H132ZM141 147V148H140ZM191 147V148H190ZM203 147V146H202ZM249 147V148H248ZM259 147H262V148H259ZM19 148V149H20ZM41 148H42V154L44 155H42L41 157L40 156H38V157H40L39 159H42V160H40L39 161V159H37L38 161H39V163L36 161V154L37 153H39L40 151H41ZM46 148V147H45ZM61 148V149H60ZM69 150H68V149ZM75 148V149H74ZM113 148V149H112ZM118 148H120V149H118ZM141 151L142 150V148H143V151H141L142 152V154L144 155V156H141V152L138 150V149ZM153 148V149H152ZM157 148H156V150H157ZM199 148V149H198ZM230 148H232V149H234L236 152H234V150H229ZM245 148V149H244ZM39 151H38V150ZM138 150V151H136V150ZM168 149V150H167ZM179 149V150H178ZM202 149H201V153H202ZM209 149H215V150H209ZM243 149L245 150V151H243ZM246 149L247 150H249V152L247 151V155L249 156V158L252 156V157H254V154H255V157L254 158H256L257 157V155H258V158H256L255 159V161L254 160H252L251 161V158L249 159V158H245L244 156H246V154L244 155V154H242V155H240V153H246ZM258 149H261V150H259L258 151ZM32 150H35V151H33V153H31L32 152ZM56 150V151H55ZM59 152H61V154L63 153V155H61L60 153L57 155V156H62V157H60L61 159L60 160H58V158H57V160L55 159V157H53L54 158V162L52 161H50L51 163H53V165L51 164V165H47V163L49 162H47L46 164H45V162L44 161H46V160H48V158L45 156V154L48 156V157H50L51 158V155L53 154L54 155V153H53V151L55 152V153H57L58 151ZM85 150H86V152H85ZM113 150V151H112ZM117 150V151H116ZM228 150L230 151V152H232L233 153V155H232V153H229L228 152ZM242 152H241V151ZM252 151V153H251V151ZM66 151V152H65ZM69 151V153H71V155H73V157L74 158H72V157H66V159L65 158H63V157H65V156H68L69 155V153H67ZM72 151V152H71ZM129 151V152H128ZM136 151V152H135ZM219 151H222V153H224V152H227V153H225V154H222V156H220V157H218V155L219 154H217V153H220ZM36 152V153H35ZM75 152V153H74ZM99 152V153H98ZM103 152V153H102ZM139 152V154L136 156L135 154L136 153H138ZM167 152V153H166ZM16 153V154H15ZM17 153H19V155L17 154ZM32 154V155H34V153H35V155H34V157L33 156H27V155H29V154ZM73 153V154H72ZM126 153V154H125ZM131 153V154H130ZM200 152L198 153L199 155H201V157L204 155L203 153L201 154ZM258 153V154H257ZM40 154V153H39ZM38 154V155H39ZM67 154V155H66ZM85 154V155H84ZM89 154V155H88ZM91 154V155H90ZM102 154V155H101ZM108 154H109V156H108ZM129 154V155H128ZM147 154V155H146ZM160 155L159 157H158V155ZM176 154V155H175ZM197 154V155H198ZM221 154V153H220ZM237 156V157H235V155ZM252 154V155H251ZM15 155V156H14ZM52 155V156H53ZM88 155V156H87ZM111 155H113V157L111 156ZM122 155V156H121ZM123 155H125V156H123ZM132 155H133V157H132ZM135 155V156H134ZM140 155V156H139ZM149 155V156H148ZM157 155V156H156ZM210 155H212V156H210ZM242 156V158L240 157V156ZM77 156V157H76ZM84 156H87V159H86V157H85V159L82 161L81 159L82 158H84ZM238 156H239V158H238ZM122 157H123V159H122ZM126 157V158H125ZM132 157V158H131ZM140 158L139 160L138 159H136V158ZM227 157H224L222 160H223V163H225V164H223V165H227V163H229V162H226V161H228V160H226V158ZM243 157H244V159H243ZM247 157V156H246ZM18 158V159H17ZM76 158V159H75ZM79 158V159H78ZM92 158V159H91ZM94 158V159H93ZM125 158V159H124ZM132 159V162L130 163V159ZM155 158H156V161L158 162L159 160V162L157 163V162H152L153 160L155 161ZM161 158V159H160ZM164 158H166L167 160H168V162H169V164H167V168L166 167H163L164 166V164H163V162L165 163V165H166V162L165 161H163V159ZM181 159L180 161H179V159ZM189 159V163H188V160H185V159ZM253 158V159H254ZM34 159V160H33ZM45 159V160H44ZM68 159V160H67ZM74 159V160H73ZM110 159H112V160H110ZM120 159V160H119ZM122 159V160H121ZM127 159V160H126ZM147 159V160H146ZM214 159H211V160H214ZM233 159H235V161H238L239 163H237V162H233L234 160ZM245 159H246V161H248L249 162V160H250V163H247V162H245ZM249 159V160H248ZM10 160V161H9ZM13 160H16V161H13ZM56 160V161H55ZM62 160H66L65 162L64 161H62ZM91 162H90V161ZM106 162H105V161ZM115 160V161H114ZM133 160H135V161H133ZM163 162H162V161ZM177 160V161H176ZM216 160V159H215ZM0 161H1V156H0ZM1 161V162H2ZM5 161V162H4ZM7 161H9V162H7ZM13 161V162H12ZM31 161V162H30ZM57 161H60V162H57ZM71 161V162H70ZM120 161V162H119ZM127 161V162H126ZM139 161V162H138ZM199 161V160H198ZM72 162H74V164L72 163ZM76 162L78 163H80L81 162V164L82 165H79L78 166V164H76ZM83 162V163H82ZM93 162H95V164H93ZM110 162V163H109ZM118 162V163H117ZM123 162H125V163H123ZM134 162V163H133ZM137 164H136V163ZM143 162L145 163H148L149 164V166H148V164L146 165V163L143 165ZM152 162V163H151ZM161 162H162V164H161ZM167 162V163H168ZM182 162V163H181ZM185 162H187L188 164H189V167H188V165L186 166V167H188L189 169H190V175H188L187 174V169L185 168L184 169V167L185 166H183L182 167V165L185 163ZM233 162V163H232ZM254 162H256L258 165H257V167H255V164L256 163H254ZM7 163V164H6ZM24 163V164H23ZM44 163V166H40L39 164H43ZM62 163V164H61ZM85 163V164H84ZM87 163V164H86ZM120 163V165L121 166H119L118 164ZM160 163V164H159ZM210 163V162H209ZM213 163V162H212ZM212 163H210V165L212 164ZM247 164V168H248V171H246L247 170V168H246V170H244L245 169V166H244V164ZM20 164H21V166H20ZM57 164V165H56ZM76 164V165H75ZM88 164H90V167L88 166ZM92 164H93V166H92ZM110 164H112V165H110ZM113 164H114V167H113ZM123 164V165H122ZM126 164H128V165H126ZM135 164H136V166L138 165V167H134L135 166ZM150 164H152V166L153 167H151V165ZM182 164V165H181ZM190 164H192L193 165V167H192V169H191V167H190ZM202 164V163H201ZM233 164H235V165H238V167L240 166V167H242L243 169L241 170V168H240V171H239V174H237V170H239V168L238 169H236L237 168V166H236V168H235V165H233L234 167L232 168L231 166ZM240 164V165H239ZM245 164V165H246ZM4 165V166H3ZM18 166L17 168H16V166ZM38 165V167H36ZM55 165V166H54ZM67 165V166H66ZM125 165V166H124ZM133 165V167L134 168H137L136 170L138 171V176L140 177V178H138V176L135 174L137 171H135L134 172V169H132V168H130V166H132ZM141 165V166H140ZM185 165V164H184ZM191 165V166H192ZM195 165V166H194ZM222 165V166H223ZM11 166V167H10ZM26 166V167H25ZM78 166V167H77ZM82 166V167H81ZM100 166V167H99ZM123 166V167H122ZM129 166V167H128ZM145 166H148V167H145ZM163 167V169L164 168H166V169H168V170H163L162 172H159L160 170H161V168ZM176 168H175V167ZM215 166H213V168H217V167H215ZM7 167H9V168H7ZM19 167H21V168H19ZM49 167L51 168V175H50V169H49ZM86 168V169H84V168ZM105 167V168H104ZM107 167V168H106ZM153 168V169H151V168ZM161 167V168H160ZM179 167V168H178ZM181 167H182V169H183V171H184V175L185 176H182L183 175V171H182V174H181ZM38 168H42L41 170H43V172L46 174V172L45 171H48L49 172V175H45V174H43V172L40 170V172H38L39 171V169ZM109 168V169H108ZM140 168V169H139ZM171 168H173L174 170V172H172V174H171ZM194 168V169H193ZM231 168V169H230ZM255 168V169H254ZM257 168V169H256ZM9 171H8V170ZM17 169H21L20 170V172H16V171H19V170H17ZM24 169V170H23ZM62 169V170H61ZM79 170V171H77V170ZM92 169V170H91ZM96 169V170H95ZM112 169V170H111ZM116 169V170H115ZM130 169H132V170H130ZM139 169V170H138ZM142 169H144V171L145 172H143V170ZM160 169V170H159ZM196 169V170H195ZM250 169V170H249ZM23 170V171H22ZM73 170H75V171H73ZM84 170H86V172H83ZM140 170H142L140 173H139V171ZM159 170V171H158ZM221 170H222V167H221ZM11 171V172H10ZM14 171V172H13ZM30 173H29V172ZM37 171V172H36ZM82 171V172H81ZM92 171V172H91ZM125 171V172H124ZM167 171V172H166ZM189 171V170H188ZM225 171V170H224ZM224 171H222V172H224ZM237 171V172H236ZM242 171H243V173L244 174H246L247 176H249L248 175V173L250 174V177H247V176H243L244 174H242ZM245 171H246V173H245ZM5 172V173H4ZM10 172V173H9ZM16 172V173H15ZM33 172V173H32ZM48 172H47V174H48ZM56 172V173H55ZM90 172V173H89ZM96 172V173H95ZM99 172V173H98ZM122 172H123V176H120L119 177V175H121L122 174ZM160 174H159V173ZM166 172V173H165ZM193 172V173H192ZM207 172V173H209V176L207 175V174H205V173ZM212 172V173H213ZM220 174H219V173ZM34 173H35V175L37 174L38 176L37 177H35V179L37 180H39V179H43L42 181H44V183L45 184H47V182H49L50 184H51V186L50 185H44V183L41 181V185H43L42 186V188H44L43 190L42 189H39L40 187V185H38V182L37 181H35V180H33V178L34 177H31L30 178V176H34ZM52 173H53V175H52ZM82 173V174H81ZM116 173V174H115ZM141 173H143V174H145V175H143V174H141ZM163 173V174H162ZM177 173V174H176ZM195 173V174H194ZM234 173H236V174H234ZM258 173H260V170H258ZM26 174V175H25ZM66 174V175H65ZM95 174V175H94ZM119 174V175H118ZM165 174V175H164ZM169 174V175H168ZM174 174V175H173ZM181 174V178H182V182L181 181H179V179H181L180 177H179V179L178 178H176V177H178L177 175H180ZM192 174H193V176H192ZM203 174H205V177H207V179L205 178V183H203L204 181V178L202 179V180H200V178L199 177H201ZM215 174V175H216ZM234 174V175H233ZM261 174V173H260ZM3 175V176H2ZM5 175V176H4ZM22 175H24V176H22ZM30 175V176H29ZM43 175V176H42ZM57 175V176H56ZM68 175V176H67ZM71 175H72V177H71ZM77 175V176H76ZM117 177H116V176ZM135 175L137 176L136 177V179L134 178L135 177ZM147 175V177H145ZM150 175V176H149ZM163 175H164V177H163ZM166 175H168V176H166ZM215 175H213L212 177H215ZM251 175H253V176H251ZM258 175V174H257ZM264 175V174H263ZM39 176H41L42 178H39ZM46 176V177H45ZM52 176H55V177H52ZM67 176V177H66ZM81 176H83V178L81 177ZM111 176V177H110ZM128 176H129V179H127L128 178ZM131 176V177H130ZM134 176V177H133ZM160 176H162L161 178L163 179L164 178V180H162V179H160L159 177ZM173 176V177H172ZM188 176H189V179H188ZM196 176V177H195ZM198 176V177H197ZM204 176V175H203ZM240 176H243V178H239ZM261 176V175H260ZM63 177H65V178H63ZM71 177V178H70ZM87 177H89L88 178V180H87ZM94 177V178H93ZM103 177V178H102ZM120 179H119V178ZM127 177V178H126ZM144 177H145V179H144ZM183 177H184V179H183ZM194 177L195 178H197L196 180L194 179ZM209 177V178H208ZM10 179V184L9 185H6V184H8V181H6V180H9ZM13 178H14V180H16V184L17 185H14V180H13ZM49 178V179H48ZM63 178V179H62ZM69 178V179H68ZM82 178V179H81ZM90 178H92L91 179V181H92V183H91V181H90ZM107 178L109 179V180H107ZM126 178V179H125ZM144 180H143V179ZM150 178V179H149ZM152 178H153V180H152ZM198 178H199V180H198ZM202 178V177H201ZM248 179L249 181H246L245 179ZM13 181H12V180ZM54 179H56L55 181L57 182H55L54 181ZM75 179H76V181H75ZM96 179V180H95ZM117 179V180H116ZM138 179V180H137ZM172 179V180H171ZM178 179V180H177ZM193 179V181L195 182H198V185H201V184H199V183H202V185H204V184H207L208 183V185L206 186V185H204V186H206V187H203L202 185V187H201V189H199L200 187H198V185L196 184V182L194 183V182H192L191 180ZM223 179V180H224ZM231 179H233V180H231ZM242 179V180H241ZM21 180V181H20ZM24 180H25V182H24ZM49 180V181H48ZM64 180V181H63ZM72 180V181H71ZM77 180H79L80 182L78 183V181ZM102 180V181H101ZM113 180V181H112ZM127 180V181H126ZM130 180H133V181H130ZM143 180V181H142ZM175 180V181H174ZM186 180H189V181H186ZM246 182H245V181ZM253 180V181H252ZM262 180H263V178H262ZM67 182V184H66V186H65V183ZM82 181L83 182H85L86 184H88V185H85V186H83L84 185V183L82 184ZM130 181V182H129ZM141 181V182H140ZM150 181V182H149ZM159 181V182H158ZM166 181V182H165ZM171 181V182H170ZM200 181V182H199ZM207 181V182H206ZM222 181V182H221ZM239 181H241V186L243 185V187H241V186H239V188H237L238 187V185H239ZM243 181V182H242ZM24 182V183H23ZM52 182H54V183H52ZM65 182V183H64ZM71 182H72V185H71ZM76 184H75V183ZM102 182V183H101ZM107 182V183H106ZM134 182V183H133ZM136 182V183H135ZM143 182V183H142ZM145 182H148L149 184H147V183H145ZM156 182V183H155ZM179 182L181 183L180 185H179ZM236 182V183H235ZM249 182V183H248ZM6 183V184H5ZM37 183V184H36ZM78 183V184H77ZM81 183V184H80ZM90 183H91V185H90ZM126 183V184H125ZM141 185H140V184ZM187 183V184H186ZM191 183H193V184H191ZM233 183L235 184V186L233 185ZM246 183H248V184H252L251 185V188H250V186L247 188V185L248 184H246ZM14 185L13 187H12V185ZM39 184H40V182H39ZM62 184H64V186L62 185ZM97 184H99V185H97ZM105 184L107 185V186H105ZM132 184V185H131ZM155 184V187L156 188H158V189H155L154 188V190L152 189L153 188V186L152 187H150L151 185H154ZM165 184V185H164ZM182 184H184L183 186H182ZM190 184V185H189ZM11 185V186H10ZM81 185H82V187L83 188H80L79 189V186L81 187ZM92 185H93V187L95 186L96 188H93L92 187ZM120 185H124L123 187L122 186H120ZM128 185H130V186H128ZM177 185H179V187L177 186ZM186 185V186H185ZM234 186V189H235V191L237 192L235 195H234V193H233V187H231V186ZM21 186V187H20ZM75 186H78V187H76L75 188ZM112 186H115V188L114 187H112ZM128 186V187H127ZM134 186V187H133ZM181 186V187H180ZM192 186V187H191ZM244 186L246 187V188H244ZM253 186V187H252ZM24 187H26V188H24ZM57 187V188H56ZM59 187V188H58ZM105 187V188H104ZM145 187V188H144ZM162 187H164L165 188V190H164V188H162ZM177 187H178V190H177ZM183 187V188H182ZM189 189H191V190H189ZM191 187V188H190ZM195 189H194V188ZM208 187V188H207ZM229 187H231V189L229 190ZM241 187V188H240ZM9 188V189H8ZM21 188H24V189H21ZM73 188V189H72ZM108 188H110L109 189V192H108V194L105 192V190L107 191L108 190ZM111 188H112V190H111ZM117 188V189H116ZM152 189L153 191H155V192H151V199H152V201H151V199H150V193H149V189ZM160 188V189H159ZM182 188V189H181ZM198 190H197V189ZM205 188H207V189H209L210 188V191H206L205 192V190H203V189H205ZM224 189V191H223V189ZM228 188V190H226ZM242 188H243V190L244 189H247V192H246V190H244V192H243V190H242ZM11 189V190H10ZM15 191H14V190ZM38 189H39V191H38ZM47 189V190H46ZM105 189V190H104ZM121 189V190H120ZM123 189V190H122ZM146 189H148L147 190V192H146ZM151 189H150V191H151ZM169 189V190H168ZM221 189V191H223L222 193V195H220L219 193H221V191H219ZM7 190V191H6ZM26 190V191H25ZM35 190V191H34ZM43 191V192H41V191ZM49 190V191H48ZM93 190H94V192H93ZM96 190H97V192H96ZM116 191V192H114V191ZM128 192H127V191ZM164 190V193L162 192ZM195 190H197V192L195 191ZM226 190V191H225ZM6 191V192H5ZM15 192V193H13V192ZM18 191H19V193H18ZM45 191L47 192V193H45ZM53 191V192H52ZM113 191V192H112ZM135 191V192H134ZM140 191H141V193H140ZM161 191V192H160ZM170 191V192H169ZM175 191L176 192H178V193H175ZM204 194V196H205V194H208V195H206L207 197L209 196H212V198L210 197H208V198H206L205 199V197L203 196V194L201 193V192ZM214 191V192H213ZM50 192H52V193H50ZM58 192V193H57ZM93 192V193H92ZM101 192H103V194L101 193ZM104 192H105V196H107L108 198H105V196H103L104 195ZM120 192V193H119ZM123 192V193H122ZM192 192V193H191ZM213 192V193H212ZM216 192V193H215ZM224 192H225V197L223 198V199H220V198H222L223 196H224ZM7 193H9L10 194V196H9V194H7ZM35 194V196H33V194ZM36 193H37V195H36ZM41 193H43V194H40ZM76 193V194H75ZM78 193V194H77ZM95 193V194H94ZM116 193V194H115ZM127 193V194H126ZM135 193V194H134ZM139 193V194H138ZM146 193H147V195H146ZM149 193V194H148ZM160 193V194H159ZM168 193V194H167ZM212 193V194H211ZM248 193H250V195H247ZM13 194H15V196L13 195ZM44 194H46L47 196H45ZM48 194H49V196H48ZM54 194V195H53ZM71 194V195H70ZM98 194V195H97ZM101 194V195H100ZM107 194V195H106ZM142 194V195H141ZM198 194H200V197H199V195ZM201 194H202V196H203V198L201 199ZM211 194V195H210ZM219 194V195H218ZM5 195H8L9 197H7V196H5ZM12 195V196H11ZM31 195V196H30ZM53 195V196H52ZM87 195H91V196H95V197H101L102 196V204H101V202H99V201H101V200H99V199H97V198H95V197H91V196H88L87 197ZM97 195V196H96ZM148 195H149V197H148ZM157 195V196H156ZM162 195V196H161ZM179 195V196H178ZM199 197H197V196ZM242 195H240L239 197H241V199L243 198L242 197ZM30 196V197H29ZM59 196H62V198L61 197H59ZM83 196V197H82ZM114 196H116V198H113ZM123 196V197H122ZM143 196V197H142ZM188 196V197H187ZM4 197H7V199L5 198L4 199ZM47 198V199H45V198ZM48 197H49V199H48ZM57 197H59L58 198V201H56V198ZM67 197V198H66ZM69 197V198H68ZM113 199H112V198ZM125 197H127V198H125ZM129 197V198H128ZM144 197H146V199L144 198ZM163 198V200H162V198ZM232 197V198H231ZM9 198V199H8ZM35 198H38V201L40 202L41 200L42 201H45V202H37V199H35ZM67 200H66V199ZM121 198V199H120ZM147 198H149L148 200L150 201H148L147 200ZM175 198H179L178 200H176ZM185 198H186V200H185ZM189 198V199H188ZM197 198V199H196ZM215 198H219V201H218V199L216 200ZM10 199H12V200H10ZM85 199V200H84ZM110 200V201H104V200ZM122 199H124L123 201H122ZM133 199V200H132ZM155 199H157L156 201H155ZM162 200V201H160V200ZM244 199V198H243ZM250 199L251 198H248V199H246L247 200V202H245L246 203V205H243L242 203H241V205H239L237 208H236V211H235V216H236V218L239 216V215H241L242 217H238L239 219H245V215H246V212L250 209V206L247 204L249 201H250ZM8 200H10V201H8ZM32 200H36L34 203H31L32 202ZM146 200H147V202H146ZM172 200L174 201V202H172ZM183 200V201H182ZM184 200H185V202H184ZM202 200H204V201H202ZM223 200V201H222ZM60 201V203L58 204V202ZM63 201V202H62ZM68 201V202H67ZM88 201V202H87ZM112 201V202H111ZM118 201V202H117ZM167 201V202H166ZM193 201H195V202H193ZM17 202V203H16ZM27 202H30V203H27ZM50 202H52L54 205H52V207H47V204L48 203H50ZM62 202V203H61ZM72 202V203H71ZM104 202H105V204H104ZM116 202V203H115ZM129 202V203H128ZM149 202V203H148ZM155 202H156V204H155ZM162 202H164V203H166L165 205H164V208H162V207H160V211L161 212H158V208H159V205H160V203L162 204ZM183 202V204L181 205V203ZM209 202V203H208ZM19 203V204H18ZM25 203H27V205L25 204ZM37 203V204H36ZM47 203V204H46ZM51 203V204H52ZM119 203V204H118ZM122 203V204H121ZM132 203V204H131ZM143 204V205H141V204ZM170 203V204H169ZM172 203V204H171ZM208 203V204H207ZM218 203H219V205H218ZM224 205H223V204ZM28 204H29V206H28ZM31 204H34V205H31ZM38 204H40L39 206H38ZM41 204L42 205H45V206H41ZM93 204V205H92ZM98 204V205H97ZM106 205V206H104V205ZM124 204V205H123ZM194 205L193 206V209L192 210H194V212L193 211H191L190 209H191V207H192V205ZM210 204V205H209ZM35 205H37V207L35 206ZM60 207V208H62L63 210H64V212H63V216L62 215H60V217H58L59 215L58 214H61L62 212L61 211H59V213L58 214H56V212L54 211L55 210V208L57 207ZM63 205H65L64 207H63ZM90 206V208L92 209L93 208V206H95L92 210L91 209H89L88 208V206ZM92 205V206H91ZM100 205V206H99ZM110 207H109V206ZM116 205V206H115ZM118 205V206H117ZM121 205V206H120ZM135 205V206H134ZM148 205V206H147ZM221 205H223V206H221ZM40 206H41V208L42 209H44V208H48L47 210H48V213H50V211L49 210H51L52 208V212L54 213V214H51L50 213V215L49 216H51V217H53V218H55V219H50L51 217H45L46 215H48V214H46V215H44L45 214V212L40 208ZM48 206H50V204L48 205ZM62 206V207H61ZM127 206V208H124V207H126ZM141 206V207H140ZM158 206V207H157ZM161 206V205H160ZM162 206H163V204H162ZM170 206H172V207H170ZM207 206V207H206ZM221 206V207H220ZM241 206H243L242 207V209H240L241 208ZM23 207V208H22ZM44 207V208H43ZM55 207V208H54ZM85 207H87V208H85ZM117 207V208H116ZM135 207V208H134ZM167 207H170L169 208V211H168V208ZM206 207V208H205ZM222 208V209H219V208ZM9 208V209H8ZM19 208V209H18ZM111 209V211H110V209ZM120 208H122V209H120ZM124 208V209H123ZM132 208V209H131ZM156 208V209H155ZM181 208V209H180ZM225 208V207H224ZM245 208H249L248 210L247 209H245ZM6 209H8V210H6ZM17 209V210H16ZM39 209H41V212H40V210ZM61 209V210H62ZM79 209V210H78ZM136 209V210H135ZM149 209H151V210H149ZM154 209V210H153ZM171 209V210H170ZM205 210L206 209V211H205V213L207 212V216H208V218H207V216L205 217V213L203 212V210ZM243 209H245L244 211H243ZM35 210H36V213H34L35 212ZM56 210H60L59 208L58 209H56ZM62 210V211H63ZM83 210H85L84 212H82ZM94 210V211H93ZM113 210V211H112ZM118 210V211H117ZM133 210V211H132ZM154 212H153V211ZM163 210V211H162ZM175 210V211H174ZM210 210V211H209ZM242 210V211H241ZM8 211H10V212H12V213H7ZM37 211H39L38 213H37ZM80 211L82 212V213H84V217L83 216H81L80 214H82V213H80ZM88 211H90L89 213V215H88ZM92 211V212H91ZM103 211V212H102ZM115 211V212H114ZM123 211H125V212H123ZM128 211V212H127ZM148 211V212H147ZM172 211H174V212H172ZM190 211L192 212V213H194V214H192L191 215V213H190ZM195 211H196V214H195ZM208 211H209V214H208ZM14 212V213H13ZM44 212V213H43ZM111 215L113 212H114V214H113V216L111 215L110 216V218L111 219H108V220H106L107 218H108V213ZM119 212V213H118ZM141 212V213H140ZM147 212V213H146ZM162 212H164V213H162ZM238 212V213H237ZM80 213V214H79ZM92 213V214H91ZM105 213V214H104ZM129 213V214H128ZM137 213V214H136ZM169 213V216L171 217V218H173V219H171V221H172V223L175 221V223L173 224V226H171V227H173L174 229H172V228H170V229H168V231H167V229L164 231L163 229H161L160 230V228H159V225L160 224H162V223H160L161 221H162V219H163V217L164 218H166L165 217V215L166 214H168ZM174 213V214H173ZM187 213V214H186ZM13 214H15V216L13 215ZM37 214V215H36ZM42 214V215H41ZM73 214V215H72ZM77 214V215H76ZM115 214H121L120 215V218H119V215H118V219L115 217ZM125 214V215H124ZM133 214V215H132ZM151 214H153V215H151ZM161 214V215H160ZM239 214V215H238ZM2 215V216H1ZM10 215V216H9ZM54 215V216H53ZM56 215V216H55ZM69 215V216H68ZM70 215H72V216H70ZM75 215V216H74ZM85 215L87 216V217H85ZM90 215H91V218H90ZM102 215V216H101ZM103 215H104V217H103ZM124 215V216H123ZM139 215V216H138ZM145 215V216H144ZM193 215H198L197 216V218H195L196 220H198V222L196 223V227H194L193 225H192V222H190V218L192 219V216ZM202 215V216H201ZM8 216V217H7ZM12 216H14V217H12ZM35 216V217H34ZM62 216V217H61ZM64 216H65V218H66V220H70V218L72 217V218H77L78 219V221H79V223H80V220L82 221V223L81 224H84V226L86 227V228H84V226H81L80 224H79V227L77 226V228L75 227V229L74 228H71V226H70V224H65L66 222L67 223H69L68 221H64L65 223L63 224V220H64ZM66 216H68V218L69 219H67V217ZM93 216H94V218H93ZM98 216V217H97ZM122 216V217H121ZM141 216V217H140ZM150 216V217H149ZM153 216V217H152ZM156 216V217H155ZM167 216V215H166ZM188 216V217H187ZM58 217V219H56ZM96 217V218H95ZM112 217H113V222H114V224L112 223V224H110L109 222H112ZM114 217L116 218V220L114 219ZM130 217V218H129ZM136 217V219H134ZM155 217V218H154ZM161 218V219H159V218ZM204 217L206 218L205 220H207V222L205 221L204 222ZM37 218V219H36ZM45 218H48V219H50V221L48 220V219H45ZM62 218V219H61ZM99 218H101L102 219V222L103 223H101V222H99ZM126 218V219H125ZM133 218V219H132ZM153 218H154V220H153ZM194 218V217H193ZM43 219H45V222L46 221H48L49 222V224H53L54 223V221H55V224H54V227H56V228H53V230H52V224L50 225L51 226V229H50V231L52 230V232H50L49 231V229H48V222L46 223L47 225H45V226H47V227H44L43 225H44V220ZM94 219H96V221H92V220H94ZM124 219H125V221H124ZM127 219H132V220H130V221H134L133 223H135V227L136 228H134V224L132 223V225H130V223H129V221L127 220ZM201 219V220H200ZM203 219V220H202ZM60 221L61 220V224L60 223H58V221ZM121 220L123 221V222H121ZM158 222H157V221ZM161 220V221H160ZM177 220V221H176ZM36 221V222H35ZM93 223H92V222ZM118 221H120V227H119V225L118 224H116V223H119ZM138 221V223L136 224V222ZM141 221V222H140ZM146 221V222H145ZM154 221V222H153ZM188 221V222H187ZM12 222V223H11ZM95 222V223H94ZM142 222H144V223H142ZM151 222V223H150ZM20 223V224H19ZM32 223H34V224H32ZM92 223V224H91ZM99 223H100V225H99ZM105 223V224H104ZM126 226V225H129V226H124L123 224ZM127 223V224H126ZM129 223V224H128ZM141 223V224H140ZM149 224V227L150 226H152V228L150 229H146V228H144L145 226L147 227L148 226V224ZM142 224H144V226L142 225ZM146 224V225H145ZM157 224V225H156ZM214 224H215V227H214ZM8 227H7V226ZM14 225V226H13ZM23 225V226H22ZM91 225V226H90ZM116 225H117V227H116ZM138 227H137V226ZM156 225V226H155ZM6 226V229H3L4 227ZM50 226H49V228H50ZM62 226H64V230L63 229H61V228H63ZM98 226H102L100 229H98ZM113 226L114 227H116V229H114L113 228ZM131 226H133V227H131ZM139 226H142L141 228L139 227ZM161 227H162V225H160ZM14 227V228H13ZM22 228L23 230H21L22 231V233H20V232H17L18 231V229L19 228ZM29 227H31V228H29ZM88 227V228H87ZM112 227V228H111ZM128 227V228H127ZM155 227L157 228H159V230H158V228L157 229H155ZM191 227H193V228H191ZM67 228V229H66ZM95 228V229H94ZM107 228V229H106ZM109 228H111V229H109ZM120 228V229H119ZM125 229V232L123 231L124 229ZM129 228H131L132 229V231H131V229H129ZM154 228V229H153ZM182 228V229H181ZM191 230H190V229ZM28 230L29 231V233L31 234V235H33L31 238H35L34 240L32 239V240H30L29 241V239H27L28 237H26V236H29L30 234L29 233H26V230ZM70 229H72V231H74V232H77L78 234H76V233H72V232H67V231H71ZM84 229V230H83ZM90 229V230H89ZM96 229H98V230H96ZM106 229V230H105ZM117 229H118V231H117ZM126 229H127V232H126ZM202 229V230H201ZM5 230V231H4ZM11 230V231H10ZM101 230V231H100ZM111 230H113V231H111ZM116 230V231H115ZM173 230V231H172ZM195 230V231H194ZM97 232L96 233V235H94L95 233L94 232ZM109 231H110V234H108L109 233ZM116 233H115V232ZM128 231H129V233H128ZM135 231V232H134ZM143 231V233H141ZM146 231V232H145ZM150 231V233H148ZM153 231H156V232H153ZM162 231V232H161ZM185 231V232H184ZM199 231H202V232H199ZM232 230L230 229V228H227V229H225V231L221 234V236L220 237H227V236H230L231 235V232ZM91 232H93V235H92V233ZM112 232H114V235L112 234ZM118 232V233H117ZM122 232V233H121ZM123 232H124V236H123ZM131 232V233H130ZM205 232V233H206ZM225 232H227V233H225ZM231 232V233H230ZM17 233V234H16ZM72 234V236H71V234ZM91 233V234H90ZM103 233V234H102ZM119 233H120V236H119ZM151 233H153V234H151ZM160 233H166L165 235L164 234H160ZM174 233V234H173ZM190 235H189V234ZM225 233V234H224ZM12 234V235H11ZM14 234V235H13ZM39 234V235H38ZM69 234H70V241H71V244H70V241H69V238H67V240L68 241H66V237H69ZM89 234V235H88ZM107 234V235H106ZM150 234V235H149ZM227 234V236H223V235H226ZM68 235V236H67ZM108 235H110V236H108ZM125 235H126V237H125ZM140 235V236H139ZM163 235V236H162ZM173 235V236H172ZM188 235H189V238H188ZM91 236V237H90ZM92 236H94V239H97V240H94L93 238H92ZM128 236H132V238H129ZM137 236H138V239H135V238H137ZM149 236V237H148ZM187 236V237H186ZM39 237V238H38ZM95 237H97V238H95ZM155 237V239L153 240V238ZM157 237H159V238H157ZM162 237V238H161ZM8 238V240H6ZM24 238V239H23ZM30 238V237H29ZM92 238V239H91ZM109 238V239H108ZM116 238V239H115ZM148 238H149V240H148ZM153 240V242H155V240L156 241H158V242H155V243H153L152 241H151V239ZM164 238V239H163ZM167 238V239H166ZM168 238L171 240V241H167L168 240ZM172 238V239H171ZM183 238V239H182ZM25 239H26V242H25ZM38 239V240H37ZM124 239V240H123ZM127 239V240H126ZM133 239H135V240H139V241H141L140 243H142V244H137L136 243V241L135 240H133ZM37 240V241H36ZM88 240V241H87ZM89 240H92L93 241V243L95 242L96 244H93L92 243V241L90 242ZM122 240V241H121ZM159 240H161V242L159 241ZM73 241V242H72ZM87 242V244H86V242ZM97 241V242H96ZM151 243L150 245H151V248L150 247H148V246H150L148 243L149 242ZM167 243H166V242ZM207 241V242H206ZM62 242V243H61ZM66 242H68V244L66 243ZM125 242V243H124ZM5 243V244H4ZM63 243H66L68 246H66V245H64ZM91 243V244H90ZM131 245H130V244ZM135 243L137 244V245H135ZM160 243V244H159ZM164 243H166V244H164ZM24 244H26V245H24ZM92 244H93V246H92ZM128 244V245H127ZM143 244H144V246H143ZM158 244L159 245H161V246H158ZM162 244L165 246V247H163L162 246ZM5 245V246H4ZM21 245V246H20ZM88 245V246H87ZM123 245H125V246H123ZM130 245V246H129ZM147 245V246H146ZM155 245H156V247H155ZM24 246V252L22 253V251H23V249L21 248V247H23ZM26 246H29L28 247V249L27 248H25ZM63 246V248L62 249H64L63 250V252H62V249H61V247ZM67 247V249L70 251V249H72V251H71V253L69 252V256L67 255V254H65L67 251H66V249L64 248V247ZM73 246V247H72ZM113 246V247H112ZM173 246V247H172ZM193 246V247H192ZM5 247V248H4ZM48 247V248H47ZM72 247V248H71ZM127 247H128V249H127ZM130 247H131V249H130ZM132 247H134V248H132ZM160 249V247H161V249H160V253L158 252L159 251V249ZM195 247H196V250L197 251H195L194 249H195ZM18 248H21L22 249V251L20 250V249H18ZM40 248V249H39ZM70 248V249H69ZM125 248V249H124ZM149 248V249H148ZM39 251H38V250ZM43 250V249H45L46 251V257H45V254H41V252H40V250ZM61 249V250H60ZM96 249H97V251H96ZM148 249V250H147ZM154 251H153V250ZM162 249H165V253L163 252V250ZM30 250V251H29ZM102 250V251H101ZM122 250V251H121ZM127 250H130V251H127ZM143 250L145 251V252H143ZM156 250V251H155ZM158 250V251H157ZM187 250V251H186ZM193 250H194V252H193ZM18 251H21V253L20 252H18ZM59 251H61V252H59ZM77 251V252H76ZM100 252V255H96V254H99V252ZM105 251V252H104ZM110 251V252H109ZM116 251V252H115ZM117 251H120V252H117ZM171 251V252H170ZM175 251V252H174ZM43 252H44V250H43ZM86 252V253H85ZM95 252V253H94ZM146 252V253H147ZM154 252H156V253H154ZM168 252V253H167ZM176 252H178V253H176ZM195 252H196V254H195ZM201 252L204 254L203 256L201 255ZM17 253H19V255L17 254ZM24 253H26V255H27V259H26V257L24 256L25 254ZM39 253H40V257H39ZM48 253V254H47ZM49 253H51L50 255H49ZM63 253V254H62ZM89 253V254H88ZM105 253H107V254H105ZM118 253H120V255L122 256L123 255V257H121ZM154 253V254H153ZM170 253V255L172 254V255H174V256H172V261H171V259H170V256L168 257V259H166L165 257H163L164 256V254H169ZM194 255H193V254ZM17 254V255H16ZM92 254V255H91ZM116 254V255H115ZM128 254V255H129ZM137 254H138V260H137ZM162 254H163V256H162ZM179 254V255H178ZM182 256H181V255ZM185 254V255H184ZM192 254V256H194L193 258L190 256ZM15 255H16V257L17 256H19L18 257V259L19 260H17L16 258H14L15 257ZM64 255H67L66 257L64 256ZM85 255V256H84ZM86 255H88V256H86ZM91 255V256H90ZM96 255V256H95ZM125 255V256H124ZM30 257V259H29V257ZM41 256H43L42 258H41ZM62 256V257H61ZM90 256V257H89ZM117 256V257H116ZM144 256V257H143ZM208 256V257H207ZM8 257V258H7ZM59 257H60V259H59ZM128 257V256H127ZM126 257V259H128V258H132V257H128L127 258ZM156 257V256H155ZM162 257H163V259H164V261L162 260ZM178 257V258H177ZM196 257V260L194 259ZM199 257L201 258V259H199ZM41 258V259H40ZM46 258V259H45ZM62 258V259H61ZM89 258H93V259H89ZM161 258V259H160ZM188 258V259H187ZM30 261H29V260ZM31 259H32V263H29V262H31ZM57 259V260H56ZM144 259V260H143ZM155 259V258H154ZM180 259V260H179ZM5 260H6V262H5ZM29 262H28V261ZM90 260V261H89ZM99 260V259H98ZM169 260V261H168ZM184 261V262H187V261ZM26 261V262H25ZM10 262V263H9ZM51 262V261H50ZM72 262V263H71ZM80 262V263H79ZM98 262V261H97ZM143 262V263H142ZM148 262H147V264H148ZM158 262V263H157ZM172 262V263H171ZM52 263L54 264L55 262H53L52 261ZM51 263V264H52ZM127 263H129L128 262V260H127ZM91 264H93V263H91ZM173 264H175V262L173 263Z\"/></svg>",
	"mask_w": 264,
	"mask_h": 264
},
{
	"label": "bare ground",
	"instance_id": "6f19581e",
	"mask_svg": "<svg viewBox=\"0 0 264 264\" xmlns=\"http://www.w3.org/2000/svg\"><path fill=\"white\" fill-rule=\"evenodd\" d=\"M111 0H64L63 1V3L60 5V6H56L55 5V3L56 2H59V0L58 1H56L55 2V0H0V126L1 125H3L4 123H5V118H6V116H8V122H10L11 120L10 119H12V118H14V117H16V119L18 118L17 117V113H19V111H20V109L21 108H24V107H26L27 108V110H29L28 108V104H31L30 106L33 108V105L32 104H34V107H37V106H46L47 105V102H50L53 98L54 99H56L55 98V92H51L50 94L48 93V94H45L44 92L43 93H40V91L38 90V89H35V88H37L38 86L42 89L43 87L45 88V89H52V88H54L53 87V85H54V80H55V75H57V73L56 72H54V71H57L58 70V68H59V65H60V63L62 62V60H66L68 63H71V64H77V62L79 63L80 62V64L81 65H83L84 64V66L86 65V67L85 68H88V72L91 70V69H89L90 67H89V64H93L95 61H98V65H100L101 66V68L103 69V68H105V67H108V65H110V68L112 67H114L115 68V66H111V63L109 62V60H110V58H111V56H110V53H108L109 52V50L111 49V50H113V48H114V50H115V46L117 47L118 46V44H119V41H120V43H122V40L121 39H118V36H116V38L119 40L118 41V44L117 45H115L114 43L112 44V42H111V44H112V46L113 45H115L114 47H112L110 44H109V42L111 41L107 36V38L108 39H106V37H105V40H108L107 42H108V44L112 47V48H110V49H108L107 50V48H108V46H106V51H101V49H102V47H103V41L100 43V45H99V43H98V45L100 46H96L97 44H95L94 42H96V40H98V39H96V38H93L94 36H96L97 38H98V35L99 36H103L104 34V32L106 31H104L103 33H101V31H100V33L98 34V35H93V36H91V34H92V32L93 31H96V29H100L99 28V26H103L102 24H100L101 23V18H102V16H101V14L103 15V13H101L100 14V8H101V6L105 3V2H107L108 4H110V3H112V2H110ZM130 1V0H129ZM129 1H128V3H129ZM149 1V0H148ZM204 1V0H203ZM208 1H210V0H205L204 2L206 3V2H208ZM233 1V0H232ZM100 2H103V4H101V6H100ZM117 2V1H116ZM116 2H114L113 3V5L116 3ZM120 2H122V1H120ZM134 2V1H133ZM132 2V3H133ZM147 2V1H146ZM183 2V1H182ZM189 2V1H188ZM187 2V3H188ZM192 2V1H191ZM213 2H215V1H213ZM218 2V1H217ZM223 2V1H222ZM228 2V1H227ZM254 2V1H253ZM14 3V4H13ZM60 3V2H59ZM140 3H141V1L140 0H135V5H133V4H131V6L133 5L134 7L136 6L137 8L135 9L133 6V8L137 11H135L136 13H137V15H140V14H142V12H140L139 11V9H138V7H139V5H140ZM148 3V2H147ZM157 3V4H156ZM156 6H152V9L153 10H155V11H157V14H159V15H162V17L163 16H168L170 19H171V21L173 20H179V19H182L183 17L184 18H186L185 16H184V12H182V11H180V9H179V7L177 6V2L174 0V1H172V0H156ZM204 3V4H205ZM209 3V2H208ZM232 3V2H231ZM238 3V2H237ZM264 3V2H263ZM17 4V5H16ZM20 4V5H19ZM117 4V3H116ZM181 4V3H180ZM183 4H184V2H183ZM203 4V3H202ZM210 4V3H209ZM215 4V3H214ZM228 4V3H227ZM233 4H234V2H233ZM249 4V3H248ZM260 4V3H259ZM100 7H99V6ZM105 5V4H104ZM103 5V6H104ZM118 5V4H117ZM116 5V6H117ZM123 5H124V3H123ZM123 5H121V7H119V8H121V12H123V11H126V9H125V7H127V8H129V7H131L130 5H129V7L128 6H123ZM127 5V4H126ZM148 5V4H147ZM146 4H145V6H147ZM207 5V4H206ZM224 5V4H223ZM238 5V4H237ZM243 5V4H242ZM106 6V5H105ZM122 6H123V8L125 9H123L122 8ZM144 6V7H145ZM149 6V5H148ZM211 6H212V4H211ZM211 6H205V9L207 10L208 8L207 7H211ZM236 6V5H235ZM234 6V7H235ZM255 6V5H254ZM260 6H262V5H260ZM45 7H49V12L47 13L46 12V10H45ZM115 6H113V8H114ZM118 7H115V10H116V13H117V11L118 12H120V9L119 10H117L118 9ZM149 7H151V6H149ZM154 7V8H153ZM182 7V6H181ZM187 7V6H186ZM186 7H183V8H186ZM192 7H193V5H192ZM195 7V6H194ZM200 7V6H199ZM216 7V6H215ZM219 7V6H218ZM232 7V6H231ZM243 7V6H242ZM241 7V8H242ZM245 7V6H244ZM259 7V6H258ZM18 8L20 9V13H15V11L16 10H18ZM110 8V7H109ZM204 8V7H203ZM203 8H202V10H203ZM222 8V7H221ZM225 8H226V4H225ZM237 8H238V6H236V10H237ZM262 8H263V6H262ZM261 8V9H262ZM103 8H101V11H104V10H102ZM130 9H132V8H130ZM143 9V8H142ZM188 9V8H187ZM192 9H194V8H192ZM201 9V8H200ZM204 9V10H205ZM211 9V8H210ZM210 9L209 10H207V12L208 11H210ZM222 9H224V8H222ZM221 9V10H222ZM234 8H233V10H235ZM239 9V8H238ZM250 9H251V7H250ZM260 9V10H261ZM115 10H112L113 12H115ZM147 10V9H146ZM185 10V9H184ZM196 10H197V8H196ZM219 11V13L221 12V10L220 9H218ZM225 10V9H224ZM232 10V9H231ZM247 10H248V8H247ZM254 10V9H253ZM260 10H259V12H260ZM19 11V10H18ZM17 11V12H18ZM111 11V12H112ZM130 11H132V10H130ZM214 11V10H213ZM227 11H228V9H227ZM120 12V13H121ZM148 12V11H147ZM196 12V11H195ZM223 12V11H222ZM233 13H234V11H232ZM246 12H248V11H246ZM258 12V11H257ZM42 13L43 14H46V15H42ZM108 13V12H107ZM115 13V14H116ZM120 13H117V15H115V16H117V18H118V15L120 14ZM135 13V14H136ZM155 13V12H154ZM189 13V17L191 16L190 15V12H188ZM209 13V12H208ZM215 13V12H214ZM217 13V12H216ZM219 13H217L216 15L217 16H219L220 14ZM112 14V13H111ZM151 14H152V12H151ZM206 14V13H205ZM239 15L240 14H243L242 12L241 13H238ZM237 14V12H236V14H235V16H233V19L236 17V15H238ZM109 15H110V13H109ZM131 15V14H130ZM145 15H146V13H145ZM144 15V17L142 18V16L141 17H139V18H135L134 20H122V24H120V29H124L123 31L121 30H119V32H120V34H122L124 31H125V28H126V26L128 27V24H129V21H131V24L130 25H134V27L138 24L141 28H142V26L143 27H145L146 25H145V23H146V21H148V19L150 20V17L152 16V15H150L149 14V16L150 17H148V18H146V16L148 15H146L145 16ZM207 15V14H206ZM213 15V14H212ZM253 15H255V14H253ZM114 16V15H113ZM123 16V15H122ZM155 15H153V17H154ZM245 16H248V14H246L245 13V15H244V17ZM69 17V19H70V21L71 22H73L74 23V26L72 25L71 27H75V25L76 24H79L78 26L76 25V27L74 28L75 29V31H74V29H73V31H71L70 30V28H69V30L71 31V39H75V42L73 43V44H70V45H68L69 43L68 42H64L63 41V37H61V38H59L58 39V35H57V30H59L58 28H63V30H64V27H62V24H64V26L66 25L64 22H62V21H64V19H67ZM104 17V16H103ZM109 17V16H108ZM108 17H106V18H108ZM111 17V16H110ZM132 17H134V15L132 16ZM138 17V16H137ZM197 17V16H196ZM212 17V16H211ZM220 17V16H219ZM243 16H241V18H242ZM252 17V16H251ZM119 18H121V17H119ZM123 18V17H122ZM121 18V19H122ZM146 18V19H145ZM157 18H159V17H157L156 16V18H155V22L153 23V26H154V24L158 21L157 20ZM193 17H191V19H192ZM238 18V17H237ZM121 19H119V20H117V21H121ZM143 19H145V23L144 22H142L141 20H143ZM162 19H164V18H162ZM162 19H161V21H162ZM196 19V18H195ZM231 21L233 20L232 18H229ZM228 19V21L230 22V20ZM236 19V18H235ZM246 19H247V17H246ZM167 20V19H166ZM166 20L164 19V21L166 22ZM244 20V18L242 19V21ZM249 20V19H248ZM70 21H68V23L70 22ZM142 22L141 24L139 23V22ZM150 21H152V19L150 20ZM163 21V22H164ZM205 21V20H204ZM235 21V20H234ZM236 21H238V20H236ZM252 21V20H251ZM149 22V21H148ZM181 22V21H180ZM191 22V21H190ZM208 22V21H207ZM225 22V21H224ZM72 23V24H73ZM113 23V22H112ZM144 23V24H143ZM151 23V22H150ZM176 23V22H175ZM179 23V22H178ZM194 23H196V22H194ZM210 23V22H209ZM221 23L223 24V20L221 21ZM111 24V23H110ZM143 24V25H142ZM165 24V23H164ZM164 24H159V25H163L164 26ZM185 24V23H184ZM229 24H233V23H229ZM246 26H248V28L251 26V29H252V26L253 25H251V23L249 24L248 23V25L246 24V21H245V23H244ZM263 24H264V22H262V26H263ZM49 25V27H50V29L52 30V32H49V34L54 38L53 40H54V42L53 43H50V45H48L47 44V39L49 38V34L47 35L45 32H44V30H45V28L47 27ZM121 25L123 26V27H121ZM151 25V24H150ZM155 25H157V24H155ZM166 25H168L167 23H166ZM181 25H183V24H181ZM186 25H187V23H186ZM193 25V24H192ZM221 25V24H220ZM67 26V25H66ZM109 26V25H108ZM111 26H112V24H111ZM169 27H170V25H168ZM188 26V25H187ZM191 26V25H190ZM197 26H199V25H197ZM222 26V25H221ZM220 26V27H221ZM261 26V27H262ZM69 27V26H68ZM105 27V26H104ZM103 27V29H105ZM130 27V26H129ZM148 27V26H147ZM226 27V26H225ZM229 27V26H228ZM242 26H241V23H240V27H238V28H241ZM245 27V26H244ZM60 28V31L59 32H61V29ZM66 28V27H65ZM108 28H110V26L108 27ZM107 28V29H108ZM132 28V27H131ZM139 28V27H138ZM137 27H136V30L138 29ZM146 28V27H145ZM144 28V29H145ZM176 28H178V27H176ZM224 28V27H223ZM231 28V27H230ZM247 27H246V29H248ZM263 28H264V26H263ZM48 29V28H47ZM113 29H114V27H113ZM116 29H117V27H116ZM116 29H114V30H116ZM127 29V28H126ZM140 29V28H139ZM138 29V30H139ZM150 29V28H149ZM155 28H153L152 30H154ZM162 29H164V28H162ZM167 29V28H166ZM220 29V28H219ZM237 29V28H236ZM62 30V31H63ZM111 30V29H110ZM131 30V29H130ZM133 30V29H132ZM142 30H143V28H142ZM146 30V29H145ZM158 30H159V28H158ZM158 30H154V31H152V33H154V32H157ZM202 30V29H201ZM221 30V29H220ZM65 31V30H64ZM61 32L62 34L61 35H64L63 33H65V35H66V37H67V33L66 32ZM70 31H69V33H70ZM126 31H128V30H126ZM173 31V30H172ZM197 31V30H196ZM195 31V32H196ZM214 31V30H213ZM223 31V30H222ZM48 32V31H47ZM106 32H108V31H106ZM122 32V33H121ZM138 32V31H137ZM136 32V33H137ZM142 32V31H141ZM140 32V33H141ZM145 32H147V31H143L142 33L144 34ZM246 32V31H245ZM112 33V32H111ZM135 33V34H136ZM163 33V32H162ZM220 33V32H219ZM225 33H227V32H225ZM235 33H237V32H235ZM234 33V34H235ZM119 33H118V35H120ZM138 35H136L137 37H142V36H140V34H139V32L137 33ZM150 34V33H149ZM164 34V33H163ZM167 34V33H166ZM169 34V33H168ZM230 34V33H229ZM243 34V33H242ZM60 35V36H61ZM69 35V34H68ZM133 35L134 34H132V37H133ZM162 35V34H161ZM202 35V34H201ZM232 35H233V33H232ZM59 36V37H60ZM70 36V35H69ZM69 36H68V38H69ZM108 36H112L110 33L108 34ZM129 36V35H128ZM145 36V35H144ZM149 36H151V35H149ZM153 36H155V35H153ZM159 36V35H158ZM168 36V35H167ZM173 36V35H172ZM175 36V35H174ZM65 37V36H64ZM131 37V36H130ZM132 37H131V39H130V41H132L131 43H134L135 42V40H136V38H134L133 37V39H132ZM145 37H148V36H145ZM144 37V38H145ZM156 37V36H155ZM183 37V36H182ZM116 38H114V39H116ZM119 38H121V37H119ZM180 38H181V35H180ZM189 38V37H188ZM227 38V37H226ZM50 39V38H49ZM93 39H95V40H93ZM117 39H116V41H117ZM124 39V38H123ZM126 39V38H125ZM175 39V38H174ZM190 39V38H189ZM233 39V38H232ZM52 39H51V41H53ZM110 40V41H109ZM141 40H145V39H143V37L141 38ZM146 40H147V38H146ZM145 40V41H146ZM152 40V39H151ZM163 40V39H162ZM168 40H170V39H168ZM218 40V39H217ZM217 40H215V42H217ZM222 40H224V39H222ZM221 40V41H222ZM229 40V39H228ZM74 41V40H73ZM94 41V42H93ZM137 41H138V39H137ZM137 41H136V43H137ZM145 41H142V42H144L143 44H145V46H146V43H145ZM149 41H150V39H149ZM165 41V40H164ZM188 41V40H187ZM220 41V40H219ZM218 41V43H221V41L219 42ZM48 42H50V41H48ZM123 42H125V44H127V43H129L130 44V42H128V40L126 41H124L123 40ZM127 42V43H126ZM139 42H140V39H139ZM171 42V41H170ZM176 42V41H175ZM185 42V41H184ZM213 42V41H212ZM229 42H230V40H229ZM68 43V44H67ZM97 43V42H96ZM149 43H151V42H149ZM172 43V42H171ZM170 43V44H171ZM174 43V42H173ZM172 43V44H173ZM191 43H193V42H191ZM232 44H233V42H231ZM254 43V42H253ZM103 44V45H102ZM125 44L123 45V46H125ZM138 44H140V43H138ZM179 44V43H178ZM181 44V43H180ZM182 44H183V42H182ZM195 44V43H194ZM210 44V43H209ZM224 44V43H223ZM255 44V43H254ZM254 44H253V46H251V48L254 50L255 49V47H254ZM264 44V43H263ZM101 45H102V47H101ZM136 45V44H135ZM235 45V44H234ZM260 44H258V43H256V46L258 47ZM140 47L142 46V44H140L139 45ZM139 46L138 47H136V49H135V46H133L132 44H131V47H130V51L128 50L129 48V46L127 45V46H125L126 48V52H129L128 53V55H126V57H128V56H131V59H130V57H128V59L129 60H132L133 58L132 57H135L136 55V52L138 53V51H136L138 48H139ZM153 46V45H152ZM189 46V45H188ZM221 46V45H220ZM229 46H231V45H229ZM96 47H99V49H100V52L98 51V53H99V55H97V54H93V53H91V51L92 50H94ZM167 47V46H166ZM170 47V46H169ZM178 47V46H177ZM180 47V46H179ZM190 47V46H189ZM188 47V48H189ZM211 47V46H210ZM219 47V46H218ZM246 47V46H245ZM254 47V48H253ZM261 47H262V45H261ZM120 50H122L124 47H118ZM128 48V49H127ZM141 48H143V47H141ZM152 48V47H151ZM158 48V47H157ZM225 48H229V47H225ZM240 48V47H239ZM249 48V47H248ZM119 49H118V51H119ZM150 49V48H149ZM252 49H249L250 51L252 50ZM261 48L259 47V49L257 50L258 51V54H259V51H261L260 50ZM148 50V49H147ZM153 50V49H152ZM158 50V49H157ZM167 50L169 51V49L167 48ZM170 50H171V52H172V49L170 48ZM182 50V49H181ZM208 50V49H207ZM234 50V49H233ZM252 50V51H253ZM108 51V52H107ZM117 51V50H116ZM117 51V52H118ZM124 51L125 50H123L122 51V53L119 51V53L117 54L116 52L114 53V54H117L118 55V58H120L119 56V54L121 53V57H122V55H123V58H126V57H124V55L125 54H127V53H124ZM150 51H151V49H150ZM174 51V50H173ZM179 51V50H178ZM97 52V51H96ZM105 52H107V53H105ZM159 52V51H158ZM192 52V51H191ZM200 52V51H199ZM255 52V53H254ZM254 54H252V55H254V57H255V54L257 53L256 52V50H254ZM111 53H113L112 51H111ZM142 53H144V51L142 52ZM150 55V58H152L153 59V57H151L152 56V51H151V53L150 52H148ZM163 53V52H162ZM175 53V52H174ZM178 53V52H177ZM194 53H196V52H194L193 51V53H192V61H193V58L194 59H196L195 57H196V55L193 57V55H194ZM209 53V52H208ZM247 53H249V51L247 52ZM246 53V54H247ZM139 54V53H138ZM145 54V53H144ZM184 55H185V53H183ZM204 54V53H203ZM116 55V56H117ZM135 55V56H134ZM141 55V54H140ZM154 55V54H153ZM155 55H156V53H155ZM154 55V56H155ZM160 55V54H159ZM166 56H167V53L165 54ZM168 55H169V53H168ZM179 55V54H178ZM177 55V56H178ZM181 55V54H180ZM178 56L179 57V60H181V58H182V56ZM188 55V54H187ZM201 55V54H200ZM206 55V54H205ZM241 55V54H240ZM116 56H112L113 58L115 57L116 58ZM137 56H139V55H137ZM147 56V55H146ZM186 56V55H185ZM210 56V55H209ZM217 56V55H216ZM244 56V55H243ZM248 56H250L251 57V55H248ZM247 56V57H248ZM67 57V58H66ZM140 58H143L144 57V59H145V56H139ZM165 57V56H164ZM175 56H173L172 55V57L171 58H174ZM181 57V58H180ZM190 57V56H189ZM246 57V56H245ZM140 58H136L135 57V59L136 60H140ZM169 58V57H168ZM238 58V57H237ZM112 59V58H111ZM127 59V60H128ZM147 59L149 60V57H147ZM151 59V60H152ZM165 59H167L166 57L164 58V60ZM178 58H174V60H176V61H178L177 60ZM189 59V58H188ZM198 59V61L200 62V59L199 58H197ZM226 59V58H225ZM228 59V58H227ZM230 59V58H229ZM112 60H114V59H112ZM116 60V59H115ZM120 60V59H119ZM119 60H117V62L119 61ZM129 60H128V63H126L125 64V62L126 61H124V63L123 64H125V65H130V64H133V66L135 67L136 66V64L135 63H130L129 62ZM148 60H146L145 59V61L146 62H148ZM163 60V61H164ZM168 60H171V63H167L168 62ZM167 61H165V63L166 64H170L171 66V76H170V73H169V75L168 76H170V77H172V76H174V79H176V80H178V78L180 77L179 76V74L177 75V71H176V74H173V72L172 71H174V69H175V67H174V69H173V66L174 65H176V64H178V63H176V64H173L172 62L174 61H172V59H168ZM211 60V59H210ZM233 60V59H232ZM99 61H100V63H99ZM133 61V60H132ZM141 61L142 60H140L139 62H140V65H141ZM144 61V60H143ZM144 61V62H145ZM153 61V60H152ZM152 61H150V62H152ZM186 61H188V60H186ZM185 61V62H186ZM192 61L189 63L190 64V66H191V63H192ZM216 61V60H215ZM255 61V60H254ZM143 62V63H144ZM179 62V61H178ZM198 62V63H199ZM219 62V61H218ZM228 62V61H227ZM242 62H244V59H242ZM83 63V64H82ZM97 63V62H96ZM116 63V62H115ZM149 63V62H148ZM147 63V64H148ZM205 63V62H204ZM210 63V64H209ZM208 64L209 65H211V62H209ZM237 63V62H236ZM240 63V62H239ZM256 63H258V61L256 62ZM71 64L70 65H65V64H62V65H64V66H68V68L70 67V68H72L73 66H71ZM106 64H107V66H106ZM164 64V63H163ZM161 65V66H165V65ZM173 64V65H172ZM202 64V63H201ZM201 64H199V65H201ZM223 64V63H222ZM245 64L247 65V63L245 62ZM244 64V65H245ZM255 64V63H254ZM87 65H88V67H87ZM120 65V64H119ZM119 65H118V67H119ZM125 66V68H126V72H127V70H128V67L129 66ZM167 65V66H168ZM181 64H179V66H180ZM260 64L258 63V65L257 66H259ZM263 65V64H262ZM79 66L80 65H78V68L77 69H79ZM105 66V67H104ZM132 66V65H131ZM130 66V67H131ZM133 66H132V69L129 67V69H131V70H134V69H136V68H133ZM138 66H139V63H138V65L136 66L137 67V69H138ZM186 66V65H185ZM206 66V65H205ZM218 66V65H217ZM216 66V67H217ZM224 66H225V64H224ZM230 66V65H229ZM241 66H242V64H241ZM81 67H83V66H81ZM121 67H122V69H124L123 67L124 66H122L121 65ZM166 67V66H165ZM192 67V66H191ZM191 67H189L188 68V73L185 71H183L184 69H182V73H185V74H182L181 72V78H183L184 76H186L187 77V75H190V74H192V73H190L189 74V72L191 71V70H193V68L191 69ZM220 67V66H219ZM228 67V66H227ZM231 67V66H230ZM98 69H99V67H97ZM109 68V69H110ZM113 68V69H114ZM180 68H181V66H180ZM194 68H196V67H194ZM199 68H200V70H199ZM198 68V70H199V74L201 73V74H203V70L201 71V67H199ZM235 68V67H234ZM64 69V68H63ZM66 69H67V67H66ZM81 69V68H80ZM94 69V68H93ZM97 69V70H98ZM164 69V68H163ZM189 69H191L190 71H189ZM227 69V68H226ZM240 69V68H239ZM70 69H67L66 71H69ZM95 70V69H94ZM94 70H91V72L92 71H94ZM105 70V69H104ZM104 70H103V73H104ZM156 70V69H155ZM158 70V69H157ZM167 70H168V68H167ZM194 70H197V69H194ZM206 70V69H205ZM204 70V71H205ZM235 70V69H234ZM263 70V69H262ZM41 71V72H40ZM79 71V70H78ZM77 70H76V72H78ZM102 71V70H101ZM100 71V72H101ZM113 71V70H112ZM112 71H111V69L109 70V75H111L112 74ZM160 71V70H159ZM162 71V70H161ZM169 71V70H168ZM178 71H180V70H178ZM214 71V70H213ZM212 71V72H213ZM239 71V70H238ZM60 72V71H59ZM75 72V71H74ZM73 72V73H74ZM80 72V71H79ZM100 72H99V75H100ZM113 72H115V71H113ZM125 72V73H126ZM152 72V71H151ZM157 72V71H156ZM191 72H193V71H191ZM217 72V71H216ZM232 72V71H231ZM230 72V73H231ZM63 73H65V70H64V72ZM71 74V78H73V79H75L76 77V75H74V74ZM81 73H83L82 71H81ZM85 73V72H84ZM95 73H96V75H98V72H96V70H95ZM102 73V72H101ZM158 73V72H157ZM160 73L161 72H159V75H160ZM179 73V72H178ZM187 73V74H186ZM214 73V72H213ZM212 73V74H213ZM225 73V72H224ZM237 73H239V72H237ZM249 73V72H248ZM39 74H43L45 77L43 78V80H42V78H41V80L40 79H38V80H36V77H38L37 75H39ZM117 73L115 72V75H114V78L117 76L116 75ZM121 75L123 74V76H124V73H120ZM135 74H137V72H135ZM152 74V73H151ZM205 74H207V73H205ZM211 74V75H212ZM67 75V73H66V76H68ZM72 75H73V77H72ZM80 75V74H79ZM83 75H86V76H83ZM82 76L83 77H81L82 79L81 80H79V82L81 83L82 81H84L83 79H84V77H86L87 78V73H85V74H83ZM94 76V78L96 77V78H98L99 77V75L98 76ZM105 75H106V72H105ZM120 75V76H121ZM130 75H132V74H130ZM134 75V74H133ZM148 75V74H147ZM155 75V76H154ZM176 75V76H175ZM184 75V76H183ZM193 75V74H192ZM209 77L211 76V75H209V73L207 74ZM238 75V74H237ZM245 75V74H244ZM89 76V75H88ZM101 77H102V74L100 75ZM104 76V75H103ZM138 76V75H137ZM140 76H141V74H140ZM151 75L149 74V78H152V77H150ZM153 79L155 78L156 79V73L154 74L153 73ZM158 76V75H157ZM177 76H179V77H177ZM194 76V75H193ZM239 76L240 75H238V76H236V78L235 79H237V81H238V79H240V78H242L241 76H240V78H239ZM101 77H99L98 79H97V81L96 80H90V81H87V82H89V83H92L91 85H88V86H91L92 87V89H95V87H99L100 86V83H101V81L100 80H102L103 81V78L101 79ZM131 78H132V76H130ZM129 77V78H130ZM165 77V76H164ZM169 77V78H170ZM175 77H177V78H175ZM185 77V78H186ZM200 77V76H199ZM217 77V76H216ZM245 77L246 76H244V78H242V79H240V80H242V81H238V82H241L242 84H243V79H245ZM248 77V76H247ZM246 77V78H247ZM88 78H90V77H88ZM87 78V79H88ZM138 78H139V76H138ZM148 78V79H149ZM168 77L166 76V78H163L162 80H166L167 82H168V79H167ZM188 78H189V76L186 78L187 80H188ZM204 78V77H203ZM220 78V77H219ZM221 78H223V77H221ZM229 78H231V77H229ZM64 79H66V80H68V77L67 78H65L64 77ZM87 79H85V80H87ZM91 79V78H90ZM105 79L106 78H104V84H106L105 83ZM110 79V78H109ZM122 79V78H121ZM128 79V78H127ZM184 79V78H183ZM183 79H181V80H183ZM186 79H184V80H186ZM190 79V78H189ZM197 79V78H196ZM205 79V78H204ZM204 79H203V81H204ZM206 79H208V78H206ZM233 79V78H232ZM235 79H233V80H235ZM257 80H258V77L256 78ZM256 79H254L255 81H257ZM261 79V81H262V78H260ZM76 80V79H75ZM89 80V79H88ZM98 80L100 81V83L98 82ZM114 79L112 78V80H111V85H112V83H114V81H113ZM151 80V79H150ZM170 80V79H169ZM179 80H180V78H179ZM178 80V81H179ZM92 81V82H91ZM107 81V80H106ZM118 81V76H117V80H116V78H115V82H117ZM121 81L122 80H119V83L121 84ZM154 81V80H153ZM157 81H158V79H157ZM165 81V82H166ZM171 81H172V79H171ZM207 81V80H206ZM209 82L211 81L210 79L208 80ZM59 82H61V80L59 81ZM59 82H58V84H59ZM64 82V81H63ZM170 82V81H169ZM183 82V81H182ZM62 83V82H61ZM65 83H66V81H65ZM97 83H98V85H97ZM109 83H108V86H106L105 88H106V90H103L102 89V91L105 93L104 94V97H105V95L107 96V89L109 88V92L111 93V90L113 91L114 90V87H115V90L113 91V93L114 92H118V88H117V86H110L109 85ZM118 83V84H119ZM122 83H124V81L122 82ZM170 83H172V82H170ZM186 83H188V82H186ZM203 83H205V81L203 82ZM208 82H206V84H207ZM211 83V82H210ZM209 83V84H210ZM251 83V82H250ZM256 83V82H255ZM258 83H259V80H258ZM63 84V83H62ZM103 84V86H102V84H101V86H102V88L105 86ZM117 84V85H118ZM160 84V83H159ZM184 84V83H183ZM214 84V83H213ZM257 84V83H256ZM20 85H22V86H20ZM64 85V84H63ZM76 85H78V86H76ZM84 85V84H83ZM86 85V84H85ZM146 85V84H145ZM37 86V87H36ZM62 86V85H61ZM80 86V84H75V87H79ZM81 86H82V84H81ZM80 86V87H81ZM119 86V85H118ZM120 86H122V85H120ZM207 86H210V85H207ZM22 87V89H21V92H29V93H31V94H29L30 96H31V98L32 99H26L27 97H29V95L26 97L25 95H23L24 93H20V94H18L19 93V91H20V88ZM79 87V88H80ZM85 87V86H84ZM169 87H171V86H169ZM216 87V86H215ZM254 87V86H253ZM67 88V87H66ZM86 88V87H85ZM96 88V89H97ZM117 88V89H116ZM219 88V87H218ZM19 89V90H18ZM45 89H43V90H45ZM74 89V88H73ZM73 89L72 88H69V90L67 91L66 89H65V92L67 91V92H73ZM76 89V88H75ZM209 89V88H208ZM210 89H211V87H210ZM220 89V88H219ZM238 89V88H237ZM250 89V88H249ZM64 90V89H63ZM62 90V91H63ZM77 90V89H76ZM82 90V89H81ZM97 90H99V89H97ZM101 90V89H100ZM100 90L99 91H96V92H100ZM117 90V91H116ZM225 90V89H224ZM223 90V88H222V90L219 92L220 94H222V91H223V94H227V93H229L230 91H231V89L230 90H228V91H224ZM239 90H242V89H239ZM58 91V90H57ZM95 91V90H94ZM105 91H107V92H105ZM211 91V90H210ZM46 92V91H45ZM59 92V91H58ZM65 92H63V94L65 93ZM67 92H66V94H67ZM77 92V91H76ZM79 93L81 92V91H78ZM226 92V93H225ZM246 92H247V90H246ZM60 93V92H59ZM75 93V92H74ZM79 93H78V98L76 99L77 101H78V99H79ZM113 93H111V94H113ZM219 93H217V94H219ZM231 93V92H230ZM232 93H234V92H232ZM232 93H231V95H232ZM239 93H241V91L239 92ZM53 94V95H52ZM57 94V93H56ZM62 94V93H61ZM62 94V95H63ZM87 94V93H86ZM91 94V93H90ZM205 94V93H204ZM238 94V93H237ZM255 94V93H254ZM43 95H45V96H43ZM59 95V94H58ZM61 95V96H62ZM77 95V94H76ZM80 95H81V93H80ZM84 95V94H83ZM82 95V96H83ZM88 95V94H87ZM100 95V94H99ZM101 95H102V92H101ZM228 95V98H229V95L230 94H227ZM226 95V96H227ZM251 96H252V94H250ZM68 96V95H67ZM72 96H74V94L72 93ZM81 96V100L82 99H84V97L86 96H84V97H82ZM93 96V95H92ZM98 96V95H97ZM219 95H217V97H218ZM221 96V95H220ZM26 97V98H25ZM69 97V96H68ZM88 97H89V95H88ZM225 96H223V98H224ZM233 97V96H232ZM245 97V96H244ZM62 98V97H61ZM74 98V97H73ZM109 98V100H110V96L108 97ZM246 98H247V96H246ZM251 98V97H250ZM249 98V99H250ZM75 99V98H74ZM89 99V98H88ZM88 99H86V100H88ZM95 99V98H94ZM93 99V100H94ZM124 99V98H123ZM241 99V98H240ZM245 99V98H244ZM80 100V99H79ZM85 100V99H84ZM84 100H82L81 102V105L84 103L85 104V102H88V101H84ZM90 100H92V98L90 99ZM89 100V101H90ZM98 100H100V99H98ZM107 100V99H106ZM113 100V99H112ZM217 100V99H216ZM226 99H223V101H225ZM231 100V99H230ZM229 100V101H230ZM259 102L258 100V97H256V99H255V96H254V101L253 102ZM56 101V103H58V101L57 100H55ZM55 101H52V102H55ZM96 101V100H95ZM101 101V100H100ZM102 101H104V99H102ZM111 101V100H110ZM227 101V100H226ZM225 101V102H226ZM232 101V100H231ZM229 102V104L230 105H232L233 106V103L232 102ZM235 101H237L236 102V104L238 105L239 103H238V99H236L235 100V98H234V103H235ZM242 101V99L239 101L240 102V104H244V103H242L241 102ZM93 102V101H92ZM98 102V101H97ZM122 102V101H121ZM162 102V101H161ZM216 102H218V100L216 101ZM220 102V101H219ZM218 102V103H219ZM224 102V103H225ZM228 102V101H227ZM261 102V101H260ZM259 102V103H260ZM26 103H28V104H26ZM59 103H61L60 102V100H59ZM91 103V102H90ZM102 103V102H101ZM105 103H107L108 105H110V103H108V102H105ZM104 103V105H105V110L107 109L106 108V105L107 104H105ZM259 103H254L253 105H257L258 107H259ZM50 104V103H49ZM48 104V105H49ZM55 104V103H54ZM69 104H71V103H69ZM69 104H66V105H69ZM89 104V103H88ZM122 104V103H121ZM126 104V103H125ZM193 103H191L190 104V106L192 105ZM228 104V103H227ZM228 104V105H229ZM235 104V105H236ZM246 104H247V102H246ZM261 104V103H260ZM23 105V106H22ZM26 105V106H25ZM28 105V106H27ZM57 105V104H56ZM64 105V104H63ZM74 105V104H73ZM76 105H77V103H76ZM102 105V104H101ZM219 105H221V102H220V104H218V106ZM223 105V107L225 106L224 104H222ZM227 105V106H228ZM229 105V106H230ZM50 106H52V105H50ZM60 106V105H59ZM72 106V105H71ZM70 106V107H71ZM103 106V105H102ZM239 106V105H238ZM47 107V106H46ZM49 107V106H48ZM52 107H55V106H52ZM78 107V106H77ZM93 107V106H92ZM104 107V106H103ZM193 106H191V108H192ZM221 107V106H220ZM235 108H233V109H238V107L237 106H234ZM25 108V109H26ZM51 108V107H50ZM59 108V107H58ZM112 108V107H111ZM122 108H123V105H122ZM35 110H36V108H34ZM43 109V111L40 113V114H38V116H40V117H42V119H43V117L45 118V120H48V117L50 116V115H46V116H44L46 113L48 114V112L49 111H47L46 109H44V107L42 108ZM65 109V108H64ZM81 109V108H80ZM95 109V108H94ZM100 109V108H99ZM194 110H195V108H193ZM51 110V109H50ZM66 110V109H65ZM68 110V109H67ZM79 110V109H78ZM191 110V109H190ZM32 111H34V110H32ZM54 111H56V110H53V112ZM63 111V110H62ZM73 111V110H72ZM75 111V110H74ZM95 111V110H94ZM108 111V110H107ZM123 111H128V109L126 110V109H123ZM195 111H197V110H195ZM238 111H240V110H238ZM242 111H244V110H242ZM241 111V113H243ZM25 112V111H24ZM59 112V111H58ZM105 112V111H104ZM191 112H193V111H191ZM56 113V112H55ZM59 113H62V112H59ZM68 113V112H67ZM124 113H126V112H124ZM129 113H130V111H129ZM135 113V112H134ZM145 113V112H144ZM202 113V112H201ZM246 113V112H245ZM243 114L242 115V117H244V115H246V114ZM52 114V113H51ZM195 113H193L192 115H194ZM196 114L198 115V114H200V112L198 113V112H196ZM55 115V114H54ZM68 115V114H67ZM80 115V114H79ZM106 115V114H105ZM111 116L112 115H115V114H110ZM109 114H108V120H111L112 118H111V116H110ZM127 115H128V113H127ZM197 115L196 116H194V118L195 117H197ZM202 115V114H201ZM230 115V114H229ZM238 115V114H237ZM237 115H235V118H236V116ZM22 116H24V118L23 119H29V118H31L30 116V114L29 113H27L26 112V114H24V115H22ZM66 116V115H65ZM65 116H64V118H65ZM81 116H83V115H81ZM96 116H97V114H96ZM104 116V115H103ZM138 116H141V115H137V122H139V120L138 119H142L143 120V117H138ZM190 116V115H189ZM207 116V115H206ZM219 116H221V115H219ZM247 117H249V119H251L252 120V118H250V115H246ZM245 116V117H246ZM251 116H254L253 114H251ZM58 117V116H57ZM85 117V116H84ZM87 117H89L88 115H87ZM124 118H125V120L124 121H126V120H128V117L126 116V114H125V116H123ZM127 117V118H126ZM191 117V116H190ZM189 117V118H190ZM202 117H205L204 115H202L201 117H199V119H204V118H202ZM226 117V118H225ZM224 117V119H226L227 120V116H225ZM241 117V116H240ZM244 117V118H245ZM245 118V119H243V121L244 120H249L248 118ZM33 118V117H32ZM47 118V119H46ZM60 118V117H59ZM63 118V119H64ZM67 118V117H66ZM65 118V119H66ZM86 118V117H85ZM111 118V119H110ZM130 118V117H129ZM188 118V117H187ZM193 118V117H192ZM191 118V119H192ZM208 118V117H207ZM228 118H230V117H228ZM232 118H233V116H232ZM254 118V117H253ZM262 118V117H261ZM50 119V118H49ZM54 119H56V116H55V118ZM61 119V118H60ZM63 119H61V120H63ZM74 119V118H73ZM118 119H119V117H118ZM131 119V118H130ZM130 119H129V121H130ZM198 118H196V120H197ZM208 119H210V118H208ZM215 119H218V118H215ZM20 120V119H19ZM21 120H22V118H21ZM30 120V119H29ZM39 120H40V118H39ZM51 120V119H50ZM57 120H58V118H57ZM78 120V119H77ZM76 120V121H77ZM82 120V119H81ZM87 120V119H86ZM90 120V119H89ZM97 120V119H96ZM96 120H93V121H96ZM123 120V119H122ZM121 120V125H120V128H122L123 129V131L124 132H126L125 130L128 128V131L130 130L131 131V125H133L134 123H136L137 125H138V123L136 122V121H134L133 122V124L132 123H129V122H126V123H124L123 121ZM194 120V119H193ZM192 120V121H193ZM228 120H232V119H228ZM228 120L227 121H225L226 123H228ZM237 120V119H236ZM240 120L242 121V118H240ZM26 121V120H25ZM53 121V119L51 120V122ZM59 121V120H58ZM65 121V120H64ZM73 121V120H72ZM71 121V122H72ZM83 121V120H82ZM92 121V122H93ZM205 121H207V120H205ZM222 121H224V120H222ZM254 121H255V118H254ZM253 121V122H254ZM31 122V121H30ZM50 121H48V124L49 123H51ZM61 122V121H60ZM63 122V121H62ZM70 122V121H69ZM80 122V121H79ZM87 122H89V121H87ZM87 122H84V124H88ZM104 122V121H103ZM113 122H115V121H112V123ZM142 122V121H141ZM144 122V121H143ZM164 122V121H163ZM194 122V121H193ZM198 122V121H197ZM214 122H217V121H214ZM214 122H212V124H211V122L209 123V124H211L212 126H214V127H212L211 125V127H212V133H213V131H214V134H215V124L213 125V123ZM229 122H231V121H229ZM238 122V120L236 121V123ZM252 121H251V124L253 123ZM255 122H258V120L257 121H255ZM254 122V123H255ZM27 123V122H26ZM52 123H54V122H52ZM91 123V122H90ZM96 124H98L97 122H95ZM95 123H93V124H95ZM115 123H117V122H115ZM122 123H124V124H122ZM150 123V122H149ZM166 123V122H165ZM165 123H162L161 125H163V126H165ZM191 123V122H190ZM202 123V122H201ZM206 122H204V124H205ZM218 123H219V126H221L220 125V123H221V121H219L218 120ZM223 124H224V122H222ZM225 123V124H226ZM233 123H235V122H233ZM238 123H240V122H238ZM243 123V122H242ZM244 123H246L245 121H244ZM28 124V123H27ZM27 124L25 125V127L27 126ZM45 124H47V123H45ZM45 124H43V125H45ZM77 124V122L75 123V125ZM83 124V123H82ZM92 124V125H93ZM102 124V123H101ZM100 124V125H101ZM127 124V125H126ZM129 124H130V129H129ZM241 124V123H240ZM250 124V125H251ZM19 125H20V127H21V125H24V124H22V123H20L19 122ZM32 125V126H31ZM31 127H33V125H35L34 123L32 124V122H31ZM40 125V124H39ZM50 125H52V124H50ZM50 125H48V126H50ZM57 125H58V123H57ZM57 125H55L54 124V126H57ZM60 125H62V124H60ZM67 125H68V122H67ZM71 125V124H70ZM109 125V126H108ZM107 126H108V128L111 126H113L114 124H108ZM125 127H123V126ZM153 125V124H152ZM177 125V124H176ZM184 125V124H183ZM188 125V124H187ZM193 125H194V123H193ZM191 126V127H193L194 129H195V127L194 126ZM231 125H233L232 123H231ZM36 126H38V124L36 125ZM47 126V127H48ZM53 126V125H52ZM69 126V125H68ZM68 126L67 127H65V125H64V131L65 132H68L67 131V128H68ZM102 126V125H101ZM105 126V125H104ZM139 126H140V122H139ZM143 126H145L144 124H142V127ZM155 126V125H154ZM167 126H169V125H167V123H166V126L165 127H167ZM172 126H174V125H172ZM171 126V127H172ZM190 126V125H189ZM204 126H206L207 127V125L205 124ZM203 126V127H204ZM216 126H217V124H216ZM228 127L227 128H229V127H231L230 125H227ZM235 126V127H234ZM233 127H232V129L230 130V132L229 131H226V132H229V133H226L225 131H223V132H221V133H223V135L225 136L226 134H229V136H230V134H236V136H237V133L238 132H242L243 130L241 129V127H240V129H239V126H238V128L236 127V124L234 125ZM240 126H242V125H240ZM244 126V125H243ZM242 126V127H243ZM245 126H248V123H246V125ZM244 126V127H245ZM256 126V125H255ZM9 127V126H8ZM16 127H18V126H16ZM19 127V128H20ZM24 127V128H25ZM28 127H29V124H28ZM35 127V126H34ZM43 127V126H42ZM41 127V128H42ZM61 127V126H60ZM60 127H58V129L60 128ZM69 127H71V126H69ZM72 127H74V125L72 126ZM71 127V128H72ZM76 127V126H75ZM103 127V126H102ZM114 127V129H112L113 131L114 130H117V129H115V126H113ZM152 127V126H151ZM150 127V128H151ZM205 127V129L207 130L209 127H207L206 128ZM251 127V129H254L252 126H250ZM36 128V127H35ZM49 128V127H48ZM84 128V127H83ZM86 128V127H85ZM95 128V127H94ZM148 129L149 127H145V129ZM149 128V130H148V134H146L147 136H143V138H145V137H148V135H149V131L151 130ZM155 128H157V127H155ZM154 128V131L156 130ZM189 128V127H188ZM214 128V129H213ZM218 128H220V127H218ZM226 128V129H227ZM233 128L234 129H236L238 132L236 133L235 132V130H234V132H233ZM15 129V128H14ZM14 129H13V131H14ZM22 128H20V130H21ZM39 128L37 127V130H38ZM51 129H52V127H51ZM54 129H57V128H54ZM61 130H60V132L61 131H63L62 129H63V127L62 128H60ZM73 129V128H72ZM71 129V130H72ZM88 129V128H87ZM96 129H98V128H96ZM105 129V128H104ZM142 129L143 128H141V131H142ZM170 129V128H169ZM198 130H200V128H197ZM202 129V128H201ZM225 129V130H226ZM250 129V130H251ZM5 130H7V129H5ZM4 130V131H5ZM18 130V129H17ZM23 130V129H22ZM69 130V129H68ZM76 130H78V129H76ZM81 130H83V129H81ZM86 130V129H85ZM85 130H83V131H85ZM88 130H91V128L90 129H88ZM133 130V129H132ZM153 130V129H152ZM151 130V131H152ZM172 130V129H171ZM182 130H185V128L184 129H181V131ZM190 130V129H189ZM203 130V129H202ZM250 130H249V132H250ZM25 131V130H24ZM63 131V132H64ZM92 131V130H91ZM91 131H89L90 133H91ZM98 131V130H97ZM163 131L164 130H162V131H159V126H158V131H156L157 132V134H158V132L160 133V132H162L163 133ZM180 131V130H179ZM186 131V130H185ZM192 131H193V133L192 134H190L188 137H190V138H186L185 140H186V142H187V139L190 141V140H192V141H194V140H197V142H195L194 141V143L193 144H198V137L195 139L194 138V140H193V137H192V135H194V130L192 129ZM209 131V130H208ZM20 132H22V131H20ZM38 132V131H37ZM58 132L59 131H57V133L56 134H58ZM62 132V133H63ZM77 132V131H76ZM80 132V131H79ZM78 132V134L79 135H81L80 133ZM86 132H87V130H86ZM96 132V131H95ZM145 131H143V133H144ZM156 132H153V133H156ZM169 132V131H168ZM191 132V131H190ZM199 132V131H198ZM202 132H204V131H201L200 133L201 134H203ZM224 132H225V134H224ZM244 133H245V131H243ZM3 133V131H0V143L1 144H4V145H6L5 147L6 148H4L2 151H0V156H1V161L2 160H4V159H2V157H6V158H10V157H12V155H13V153L14 152H17V151H19V153H20V159H18V160H21L22 162H24V163H28L29 161H28V158L26 157V154H27V152L26 153H24L25 151H23L22 152V150H21V148H20V144L21 145H23V143H24V141H25V139H27V138H32V137H30V136H32V131H27L25 134H26V137L24 138V136L25 135H18L17 133H16V131L14 132V133H12V130H11V134H8V135H5L4 133ZM16 133V134H15ZM43 133H44V131H43ZM42 133V134H43ZM55 133V132H54ZM70 133V132H69ZM69 133H65V134H63L64 135V137H67V136H70L69 138L71 139V141H72V137H76V135H78V134H76L75 133V131H74V129H73V131L71 132V133H75V134H71L70 133V135H69ZM115 133V132H114ZM123 133V132H122ZM129 133V132H128ZM136 133V132H135ZM195 133H197V130L195 131ZM200 133H198L199 135H201ZM208 133V132H207ZM216 133H218V132H216ZM243 133V134H244ZM247 133H248V130H247ZM247 133H245L244 135H243V137H245L242 141H244L245 140V142H242V143H244V145H246L245 143H246V141H247V139H250V138H248V136L246 137V135H247ZM259 133V132H258ZM61 134V133H60ZM84 134H86V133H82V135H83V137H85V135ZM101 135H102V133H100ZM116 134H117V132H116ZM115 134V135H116ZM157 134H155V135H153L154 136V138H155V136L157 135ZM189 134V133H188ZM253 134V133H252ZM255 134V133H254ZM62 135V134H61ZM71 135H72V137H71ZM78 135V136H79ZM104 135V134H103ZM113 135V134H112ZM131 135V134H130ZM143 135V134H142ZM196 135V134H195ZM219 134H216V136H218ZM234 135H231L232 137L234 136ZM256 135V134H255ZM264 135V134H263ZM42 136V135H41ZM48 136V135H47ZM46 136V133H45V137H47ZM77 136V137H78ZM118 136H120V135H118ZM121 136H122V134H121ZM219 136H222V134L221 135H219ZM240 136V135H239ZM258 138H260L261 139V136H258V134L256 135ZM21 137H22V139H21ZM35 137V136H34ZM33 137V138H34ZM39 137V136H38ZM36 138V139H39V138ZM50 137H52V136H50ZM60 137V136H59ZM58 137V141L61 143V144H63L61 141H64V143H66V145L69 143L70 144V139H69V141L70 142H66V138H63V140H61V138L63 137H60L59 138ZM74 137V139H73V141L75 142V140H76V138ZM113 137V136H112ZM124 137V136H123ZM138 137V136H137ZM192 137V138H191ZM196 137V136H195ZM204 137H206V136H204ZM257 137H255V139L254 140H257V142L259 143L260 141L258 140V138ZM33 138H32V141H33ZM44 138V136L41 138L40 137V139L39 140H42ZM54 138V137H53ZM79 138V137H78ZM81 139H82V137H80ZM85 138H87L88 139V137H87V135H86V137ZM122 138V137H121ZM126 138V137H125ZM131 138V137H130ZM142 138V137H141ZM185 138V137H184ZM220 138V137H219ZM222 138L223 139H225V138H227L228 139V137L226 136L225 138L222 136ZM236 138V140H237V138H238V136L237 137H235ZM257 138V139H256ZM263 138V137H262ZM45 139V138H44ZM65 139V140H64ZM115 139V138H114ZM147 139V138H146ZM146 139H145V141H146ZM150 139V138H149ZM152 139H153V137H152ZM218 139V138H217ZM221 139V138H220ZM226 139V140H227ZM264 139V138H263ZM55 140H56V138H55ZM83 140V139H82ZM81 140V141H82ZM116 140V139H115ZM123 140V139H122ZM225 140V141H226ZM233 141H234V139H232ZM232 140H230V142H231V144H232V146L230 145V147H234L235 145V148L237 147V141H234V145H233V141ZM28 141L29 140H26L25 141V144H26V142L28 143ZM35 141V140H34ZM37 141V140H36ZM84 141V140H83ZM93 141V140H92ZM109 141V140H108ZM107 141V142H108ZM166 141V140H165ZM168 141V140H167ZM166 141V142H167ZM200 141L202 142V140L200 139ZM222 141V140H221ZM229 140H227L226 142H228ZM250 141H252V140H250ZM30 143H31V139H30V141H29ZM80 142V141H79ZM126 142V141H125ZM131 142V141H130ZM170 141H168V143H169ZM185 142V141H184ZM184 142L182 143V144H184ZM201 142H199V145H197V147H201V149L203 148L204 149V147L206 146V145H208L209 144V142H207V141H203L202 142V144L200 145V143ZM204 142H205V145H204ZM226 142H224L225 144H226ZM239 142V141H238ZM255 142V141H254ZM39 143V142H38ZM60 143L58 144L60 147H61V145H60ZM76 143H78V142H75V144H74V146H76ZM87 143V142H86ZM100 143V142H99ZM115 143H117V142H115ZM159 143V142H158ZM171 143V142H170ZM217 143H218V141H217ZM222 143V142H221ZM229 143V142H228ZM250 143V142H249ZM69 144H68V146H69ZM79 144V143H78ZM130 144V143H129ZM131 144H132V142H131ZM161 144H163V143H161L160 142V144H159V149L155 146V145H157V144H155L154 145V150H151V151H154L153 153H154V155H155V153H156V151H157V153L158 154H160L159 153V150L160 149H162V150H160V152L161 151H164V156L166 155L165 154V149L167 148L166 147V143L164 144L165 146H161V148H160V145ZM172 144V143H171ZM175 144V143H174ZM187 144V143H186ZM185 144V145H186ZM190 145L192 144V143H189ZM216 144V143H215ZM28 145V144H27ZM27 145H23V147H25V146H27ZM32 145V144H31ZM65 145V144H64ZM65 145V146H66ZM100 145V144H99ZM103 145V144H102ZM111 145V144H110ZM134 145V144H133ZM132 145V146H133ZM169 145V144H168ZM214 145V144H213ZM212 144L210 145H208V147L209 148H214L215 146H213ZM228 144H226V145H224V147H225V149L227 148L226 146H227ZM243 145V146H244ZM255 145H256V142H255ZM262 145V144H261ZM3 146V145H2ZM38 146V145H37ZM40 146H42V145H40ZM63 146V145H62ZM81 146V145H80ZM83 146V145H82ZM81 146V147H82ZM98 146V145H97ZM96 146V147H97ZM116 146H118V145H116ZM146 146H148V151H149V153L151 154L152 152H150V147H149V145H146ZM193 146V145H192ZM191 146V147H192ZM203 146V147H202ZM213 146V147H212ZM217 146V145H216ZM242 146V145H241ZM243 146L240 148V149H242L243 148ZM257 146V145H256ZM36 147V146H35ZM46 147V148H45ZM72 146H69L68 148H71ZM84 147V146H83ZM90 147V146H89ZM107 147V146H106ZM105 147V148H106ZM137 147V146H136ZM145 147V146H144ZM182 147H184V145H182L181 147L179 146L178 148H180V151H179V154L178 155H180L179 157H181V155H182V153L180 154V152H181V150L183 149ZM187 145H186V147L184 148V149H187ZM190 147V148H191ZM208 147H205V148H208ZM245 148H247L246 146H244ZM253 146H252V143H251V148H252ZM263 147V146H262ZM262 147H259V148H262ZM20 148V149H19ZM28 148V147H27ZM30 149L32 148V147H29ZM37 148H39V147H37ZM62 148V147H61ZM60 148V149H61ZM67 148V149H68ZM73 148V147H72ZM78 148V147H77ZM86 148V147H85ZM99 148V147H98ZM141 148V147H140ZM145 148H147V147H145ZM156 148H157V150H156ZM163 148H165V149H163ZM182 148V149H181ZM198 148V149H199ZM232 148H230L231 150H234V149H232ZM238 148V147H237ZM237 148H236V150H237ZM244 148V149H245ZM249 148V147H248ZM264 148V147H263ZM23 149V148H22ZM33 149H34V143H33ZM75 149V148H74ZM113 149V148H112ZM118 149H120V148H118ZM132 149H133V147H132ZM138 149V148H137ZM153 149V148H152ZM183 149V150H184ZM194 149H197L196 148V145H195V148ZM201 149L198 151V150H196L197 151V153H193L195 150H193V147H192V149L191 150H193L192 151V153H193V155L195 154V156L196 157H198V160H197V158L195 159V162H194V158L193 157H195V156H193L192 154H190V153H187V151L186 150H184V151H186L185 153H187L188 154V156L187 157H190L191 158V156L190 155H192V158L193 159H191V162L193 161V163L195 164H197V167H198V165H199V168L197 169V171H199L198 173L200 174V172L202 171V170H205L206 168H205V166L207 165V164H203V162H204V156L206 155L207 156V154H208V150H207V154H205V152H203V149H202V153L204 154L202 157H201V155H199L198 153L200 152L201 153ZM229 149V148H228ZM229 149V150H230ZM243 149V151H245ZM38 150V149H37ZM69 150V149H68ZM136 150V149H135ZM139 150V149H138ZM138 150H136V151H138ZM168 150V149H167ZM179 150V149H178ZM182 150V151H183ZM205 151H206V149H204ZM210 151L212 150V149H209ZM213 150H215V149H213ZM212 150V151H213ZM227 150V149H226ZM228 150V152L229 153H232V152H230ZM259 150H261V149H258V151ZM33 151H35V150H32V152L31 153H33ZM39 151V150H38ZM56 151V150H55ZM58 151V150H57ZM113 151V150H112ZM117 151V150H116ZM135 151V152H136ZM140 151V150H139ZM141 151H143V148H142V150ZM140 151V152H141ZM184 151H183V154L185 155V153H184ZM211 151V152H212ZM241 151V150H240ZM247 151L249 152V150H247L246 149V153H240V155H242V154H246V156H244L246 159L247 158H249V156L247 155ZM251 151V150H250ZM44 153H47L49 156H50V154L48 153V152H52V151H48V149H47V146L45 145L44 146V151H43ZM66 152V151H65ZM72 152V151H71ZM85 152H86V150H85ZM129 152V151H128ZM220 153H217V154H219L218 155V157H220V156H222V154H225V153H227V152H224V153H222V151H219ZM234 152H236L235 150H234ZM242 152V151H241ZM19 153H17L18 155H19ZM29 154V155H27V156H33L34 157V155H35V153H34V155H32V154ZM40 153V154H39ZM39 153H37L36 154V161L39 163V161L40 160H42V159H39L43 154H42V148H41V151L39 152ZM53 153H54V155L52 156L51 155V158L50 157H48L46 154H45V156L48 158V160H46V161H44L45 162V164L47 163V165L49 164V165H53V163H51L52 161L54 162V158L53 157H55V159L57 160V158H58V160H60L61 158L60 157H62L61 155H63V153L61 154V152H57V153H55L54 151H53ZM61 154L60 156H57L58 154ZM67 153H69V151L67 152ZM75 153V152H74ZM99 153V152H98ZM103 153V152H102ZM152 153V154H153ZM167 153V152H166ZM201 153V154H202ZM251 153H252V151H251ZM16 154V153H15ZM39 154V155H38ZM42 154V155H41ZM73 154V153H72ZM126 154V153H125ZM131 154V153H130ZM139 154V152L138 153H136L135 155L137 156ZM141 154V156H144L143 154H142V152L140 153ZM151 154V155H152ZM157 154V155H158ZM198 154V155H197ZM253 154V153H252ZM251 154V155H252ZM258 154V153H257ZM67 155V154H66ZM85 155V154H84ZM89 155V154H88ZM87 155V156H88ZM91 155V154H90ZM102 155V154H101ZM129 155V154H128ZM134 155V156H135ZM147 155V154H146ZM156 155V156H157ZM176 155V154H175ZM232 155H233V153H232ZM235 155V154H234ZM239 155V156H240ZM15 156V155H14ZM38 156H40V157H38ZM44 156V155H43ZM42 156V157H43ZM72 157V158H74L73 157V155H71V153H69V155L68 156H65V157H63V158H65L66 159V157L68 158V157ZM87 156H84V158H82L81 160L83 161L84 159H85V157H86V159H87ZM108 156H109V154H108ZM112 157H113V155H111ZM122 156V155H121ZM123 156H125V155H123ZM140 156V155H139ZM149 156V155H148ZM160 155H158V157H159ZM167 156V155H166ZM165 156V157H166ZM210 156H212V155H210ZM217 156V155H216ZM216 156L214 155V157H215V159L214 158H212L211 157V159H214V160H211V159H209L210 161H207V160H205L206 162H204V163H208L209 165H207V166H211V168L210 167H207V169H210L212 172H213V170H215L216 172L217 171H219V167H217V166H215V164H216V162H219L220 160H221V164L223 165V164H225V163H223V158L224 157H227L226 156V154L223 156V158L221 159H217L216 158ZM239 156H238V158H239ZM243 156V155H242ZM242 156H240L241 158H242ZM57 157V158H56ZM77 157V156H76ZM132 157H133V155H132ZM131 157V158H132ZM235 157H237L236 155H235ZM244 157H243V159H244ZM252 157V156H251ZM250 157V158H251ZM254 157H255V154H254ZM254 157H252L251 158V161L252 160H254L255 161V159L256 158H258V155H257V157L256 158H254ZM126 158V157H125ZM124 158V159H125ZM136 158V157H135ZM182 158H185V156H183V157H181V159ZM203 158V159H202ZM206 158H208V156L206 157ZM228 158L229 157H227L226 158V160H228ZM249 158V159H250ZM254 158V159H253ZM37 159H39V161L37 160ZM53 159V160H52ZM69 159V158H68ZM67 159V160H68ZM76 159V158H75ZM79 159V158H78ZM92 159V158H91ZM94 159V158H93ZM122 159H123V157H122ZM121 159V160H122ZM130 159V158H129ZM136 159H138V158H136ZM140 159V158H139ZM138 159V160H139ZM161 159V158H160ZM179 159V158H178ZM181 159H179V161L181 160ZM200 159H202L203 160V162H201V163H197V162H200V161H202V160H200ZM246 159H245V162H247V163H250V160H249V162L248 161H246ZM34 160V159H33ZM45 160V159H44ZM52 160V161H51ZM55 160V161H56ZM74 160V159H73ZM110 160H112V159H110ZM120 160V159H119ZM127 160V159H126ZM147 160V159H146ZM185 160H188V163H189V159H185ZM230 160V159H229ZM226 161V162H229V163H227V165H221L220 166V171L219 172H221L223 175H224V173L225 172H231V170H226V167L225 166H227L228 167V169H229V166H230V161ZM234 161V163L235 162H237V163H239L238 161H235V159H233ZM0 161V164L1 163H3V161L1 162ZM10 161V160H9ZM9 161H7V162H9ZM13 161H16V160H13ZM12 161V162H13ZM51 161V162H50ZM62 161H64V160H62ZM66 161V160H65ZM64 161V162H65ZM90 161V160H89ZM105 161V160H104ZM115 161V160H114ZM133 161H135V160H133ZM160 161V160H159ZM158 161V162H159ZM162 161V160H161ZM163 161H167L168 162V160L166 159V158H164L163 159ZM162 161V162H163ZM177 161V160H176ZM5 162V161H4ZM17 162V161H16ZM31 162V161H30ZM57 162H60V161H57ZM71 162V161H70ZM84 162V161H83ZM82 162V163H83ZM91 162V161H90ZM106 162V161H105ZM120 162V161H119ZM127 162V161H126ZM132 162V159H130V163ZM139 162V161H138ZM153 163L154 162H157L156 161V158H155V161L153 160L152 161ZM151 162V163H152ZM157 162V163H158ZM162 162H161V164H162ZM166 162V165H165V163L163 162V164H164V166L163 167H166L167 166V164H169V162L167 163ZM212 163L211 165H210V163ZM214 162H215V164H214ZM232 162V163H233ZM23 163V164H24ZM51 163V164H50ZM73 164H74V162H72ZM79 163V162H78ZM77 162H76V164H78ZM110 163V162H109ZM118 163V162H117ZM123 163H125V162H123ZM134 163V162H133ZM136 163V162H135ZM146 163V162H145ZM144 162H143V165L145 164ZM149 163V162H148ZM148 163H146V165L148 164ZM182 163V162H181ZM187 162H185L183 165H182V167L183 166H185L184 167V169L186 168L187 169V174L188 175H190L189 173H190V169L188 168L189 167V164H188ZM220 163V162H219ZM254 163H256V162H254ZM7 164V163H6ZM62 164V163H61ZM75 164V165H76ZM85 164V163H84ZM87 164V163H86ZM93 164H95V162H93ZM93 164H92V166H93ZM137 164V163H136ZM136 164H135V166L134 167H138V165L136 166ZM160 164V163H159ZM162 164V165H163ZM236 164V163H235ZM235 164H233V165H235ZM246 164V163H245ZM244 164V166H245V169L244 170H246V168L249 166H247V164L245 165ZM259 164V163H258ZM257 163L255 164V167H257V165H258ZM40 166H44V163L41 165V164H39ZM57 165V164H56ZM79 165H82L81 164V162L78 164V166ZM110 165H112V164H110ZM119 166H121L120 165V163L118 164ZM123 165V164H122ZM126 165H128V164H126ZM151 165V167H153L152 166V164H150ZM188 165V167H186ZM192 164H190V167H191V169H192V167H193V165L191 166ZM201 165H203L204 166V168L205 169H203V167L201 166ZM217 165V164H216ZM232 165V164H231ZM231 166L232 168L234 167V166ZM240 165V164H239ZM4 166V165H3ZM16 166V165H15ZM20 166H21V164H20ZM55 166V165H54ZM67 166V165H66ZM77 166V167H78ZM88 166L90 167V164H88ZM125 166V165H124ZM141 166V165H140ZM148 166H149V164H148ZM148 166H145V167H148ZM195 166V165H194ZM200 166H201V171H200ZM213 166H215V167H217V168H213ZM236 166H237V168H236ZM264 166V165H263ZM11 167V166H10ZM18 166H16V168H17ZM26 167V166H25ZM36 167H38V165L36 166ZM82 167V166H81ZM100 167V166H99ZM113 167H114V164H113ZM123 167V166H122ZM129 167V166H128ZM133 167V165L132 166H130V168H132ZM132 168V169H134V172L135 171H137L136 169L137 168ZM150 167V168H151ZM162 167V166H161ZM160 167V168H161ZM163 167L161 168V170L159 171V172H162L164 169L165 170H168V169H166V168H164L163 169ZM175 167V166H174ZM182 167H181V174H182V171H183V169H182ZM221 167H222V170H221ZM253 164L251 165V169H252V171H251V174L252 173H254L255 174V177L253 176V175H251V176H253V179H254V183L257 181V183H255V184H253V186H254V188L253 189H251V192H253L254 194V196H247V198H245L244 197V194L245 193H243V195L242 194H240V195H242V197L244 198H242L241 199V197H237V198H235V199H231L230 201H228V203L223 207V209L222 208H219V209H222L223 211H224V213L222 212V215H221V218H220V226L219 227H215V224H214V227L215 228H217L216 229V231H214V229L213 230H209V231H207L206 232V230L203 232V233H200V235L197 233V232H195V233H193V236H191L190 238V240H186V241H184L183 242V244L181 245V247L178 249V252L180 251L181 253H183L182 251H183V249H185L186 247L188 248V246L190 247L191 245H192V243H196V242H200L201 240H212L213 241V244L212 245H210V246H205V245H202V243H201V245H199V247L200 246H202V249H204L205 250V252L206 251H208V253H211V256L209 257V258H206V256H203L204 254L201 252V255L203 256V263L202 264H264V173L262 172V170H263V168H261V169H259V167H258V170H260V173H258V170H253ZM7 168H9V167H7ZM19 168H21V167H19ZM52 168V167H51ZM51 168L49 167V169H50V175H51ZM84 168V167H83ZM105 168V167H104ZM107 168V167H106ZM176 168V167H175ZM179 168V167H178ZM235 168L236 169H238L239 168V170H237L236 172H237V174H239V171H240V168H241V170L243 169L242 167H238V165H235ZM39 169V171L38 172H40V170L42 169H40V168H38ZM84 169H86V168H84ZM109 169V168H108ZM132 169H130V170H132ZM140 169V168H139ZM138 169V170H139ZM151 169H153V168H151ZM194 169V168H193ZM206 169V170H207ZM231 169V168H230ZM255 169V168H254ZM257 169V168H256ZM8 170V169H7ZM17 170H19V169H17ZM21 170V169H20ZM20 170L19 171H16V172H20ZM24 170V169H23ZM22 170V171H23ZM62 170V169H61ZM77 170V169H76ZM80 170V169H79ZM79 170H77V171H79ZM92 170V169H91ZM96 170V169H95ZM112 170V169H111ZM116 170V169H115ZM143 170V172H145L144 171V169H142ZM142 170H140L139 171V173L142 171ZM171 174H172V172H174L173 170V168H171ZM189 170V171H188ZM196 170V169H195ZM210 170H207V171H210ZM225 170V171H224ZM250 170V169H249ZM9 171V170H8ZM42 172H43V170H41ZM73 171H75V170H73ZM210 171V172H211ZM222 171H224V172H222ZM246 171H248V168H247V170ZM246 171H245V173H246ZM11 172V171H10ZM9 172V173H10ZM14 172V171H13ZM15 172V173H16ZM29 172V171H28ZM37 172V171H36ZM46 172V174L43 172V174H45V175H49V172L48 171H45ZM47 172H48V174H47ZM82 172V171H81ZM83 172H86V170H84ZM92 172V171H91ZM125 172V171H124ZM158 172V173H159ZM164 172V171H163ZM167 172V171H166ZM165 172V173H166ZM189 172V173H188ZM209 172V173H210ZM210 173V176H211V179H209V180H213L212 178H215V182H213V183H216V181H218V179L220 178H222L221 177V175H220V177H219V175H217L216 174V172L214 173ZM218 172V173H219ZM227 172V173H228ZM228 173V175L229 174H231V173ZM241 172V171H240ZM5 173V172H4ZM30 173V172H29ZM33 173V172H32ZM56 173V172H55ZM90 173V172H89ZM96 173V172H95ZM99 173V172H98ZM193 173V172H192ZM205 173V172H204ZM209 173H205V174H207L208 176H209ZM227 173H226V175H227ZM250 173V172H249ZM248 173V175L249 176H247L246 174H244L243 173V171H242V174H244L243 176H247V177H250V174ZM82 174V173H81ZM116 174V173H115ZM137 176H138V171L135 173ZM141 174H143V173H141ZM160 174V173H159ZM163 174V173H162ZM177 174V173H176ZM181 174L180 175H177L178 177H176V178H178L179 179V177L181 176ZM185 173H184V171H183V175L182 176H185L184 175ZM195 174V173H194ZM205 174H203L201 177H199L200 178V180H202L203 178H204V182L203 183H205V178L207 179V177H205ZM216 174V175H215ZM220 174V173H219ZM234 174H236V173H234ZM233 174V175H234ZM236 174V175H237ZM258 174V175H257ZM1 175V174H0ZM26 175V174H25ZM52 175H53V173H52ZM66 175V174H65ZM95 175V174H94ZM119 175V174H118ZM135 175V179H136V176ZM143 175H145V174H143ZM165 175V174H164ZM164 175H163V177H164ZM169 175V174H168ZM168 175H166V176H168ZM174 175V174H173ZM213 175H215V177H212ZM226 175H224L225 177H228V176H226ZM261 175V176H260ZM3 176V175H2ZM5 176V175H4ZM22 176H24V175H22ZM30 176V175H29ZM38 175L36 174L35 175V173H34V176H30V178L31 177H34L33 178V180H35V181H39L40 182V184H39V182H38V185H40L39 187V189H44V188H42V186L43 185H41V181L43 180V179H35V177H37ZM43 176V175H42ZM57 176V175H56ZM68 176V175H67ZM66 176V177H67ZM77 176V175H76ZM116 176V175H115ZM120 176H123V172H122V174L121 175H119V177ZM150 176V175H149ZM181 176V177H182ZM192 176H193V174H192ZM209 176V177H210ZM243 176H240L239 178H243ZM46 177V176H45ZM52 177H55V176H52ZM71 177H72V175H71ZM70 177V178H71ZM82 178H83V176H81ZM111 177V176H110ZM117 177V176H116ZM118 177V178H119ZM131 177V176H130ZM145 177H147V175L145 176ZM145 177H144V179H145ZM159 177V176H158ZM162 176H160L159 178L160 179H162L161 178ZM173 177V176H172ZM180 177V178H181ZM196 177V176H195ZM194 177V179L196 180L197 178H195ZM198 177V176H197ZM208 177V178H209ZM39 178H42L41 176H39ZM56 178V177H55ZM63 178H65V177H63ZM62 178V179H63ZM73 178V177H72ZM81 178V179H82ZM88 178L89 177H87V180H88ZM94 178V177H93ZM103 178V177H102ZM127 178V177H126ZM125 178V179H126ZM138 178H140L139 176H138ZM199 178H198V180H199ZM262 178H263V180H262ZM9 179V178H8ZM49 179V178H48ZM69 179V178H68ZM91 179L92 178H90V181H91ZM120 179V178H119ZM127 179H129V176H128V178ZM143 179V178H142ZM143 179V180H144ZM150 179V178H149ZM177 179V180H178ZM183 179H184V177H183ZM188 179H189V176H188ZM223 179H224V177H223ZM223 179H221L222 181H225L226 180V178L223 180ZM228 179H230L229 177H228ZM249 179V178H248ZM247 178L245 179L246 181H249ZM1 180V179H0ZM12 180V179H11ZM13 180H14V178H13ZM12 180V181H13ZM41 180V181H40ZM56 179H54V181H55ZM96 180V179H95ZM107 180H109L108 178H107ZM117 180V179H116ZM138 180V179H137ZM142 180V181H143ZM152 180H153V178H152ZM162 180H164V178L162 179ZM172 180V179H171ZM208 180V179H207ZM231 180H233V179H231ZM242 180V179H241ZM244 180V181H245ZM6 181H8V184H6V185H9L10 184V179L9 180H6ZM10 181V182H9ZM15 182H14V185H17L16 184V180H14ZM21 181V180H20ZM49 181V180H48ZM64 181V180H63ZM72 181V180H71ZM75 181H76V179H75ZM78 181V183L80 182L79 180H77ZM102 181V180H101ZM113 181V180H112ZM127 181V180H126ZM130 181H133V180H130ZM129 181V182H130ZM175 181V180H174ZM179 181H183L182 180V178L181 179H179ZM186 181H189V180H186ZM192 182H194L193 181V179L191 180ZM214 181V180H213ZM221 181V182H222ZM245 181V182H246ZM24 182H25V180H24ZM23 182V183H24ZM43 183H44V181H42ZM56 182V181H55ZM66 182V181H65ZM64 182V183H65ZM68 182V181H67ZM67 182L65 183V186H66V184H67ZM141 182V181H140ZM150 182V181H149ZM159 182V181H158ZM166 182V181H165ZM171 182V181H170ZM196 182V181H195ZM194 182V183H195ZM200 182V181H199ZM207 182V181H206ZM226 182V181H225ZM243 182V181H242ZM52 183H54V182H52ZM57 183V182H56ZM75 183V182H74ZM77 183V184H78ZM84 183V185L83 186H85V185H88V184H86L85 182H83L82 181V184ZM91 183H92V181H91ZM91 183H90V185H91ZM102 183V182H101ZM107 183V182H106ZM134 183V182H133ZM136 183V182H135ZM143 183V182H142ZM145 183H147V184H149L148 182H145ZM156 183V182H155ZM236 183V182H235ZM241 181H239V185H238V187L237 188H239V186H241ZM249 183V182H248ZM248 183H246V184H248ZM37 184V183H36ZM47 184L48 185H50L51 186V184L49 183V182H47ZM47 184H45L44 183V185H47ZM76 184V183H75ZM81 184V183H80ZM126 184V183H125ZM140 184V183H139ZM181 183L179 182V185H180ZM187 184V183H186ZM191 184H193V183H191ZM196 184L198 185V182H196ZM199 184H201L202 185V183H199ZM12 185V184H11ZM10 185V186H11ZM14 185H12V187L14 186ZM47 185V186H48ZM63 186H64V184H62ZM71 185H72V182H71ZM97 185H99V184H97ZM108 185V184H107ZM106 184H105V186H107ZM132 185V184H131ZM141 185V184H140ZM165 185V184H164ZM179 185H177L178 187H179ZM184 184H182V186H183ZM190 185V184H189ZM198 185V187H200L199 189H201V187L203 186V187H206L207 185H208V183L207 184H204V185H206V186H204V185ZM233 185L235 186V184L233 183ZM231 186V187H233V190L231 189V187H229V190L231 189L232 191H233V193H234V195L237 193L236 191H235V189H234V186ZM251 183L250 184H248L247 185V188L250 186V188H251ZM120 186H122V185H120ZM124 186V185H123ZM122 186V187H123ZM128 186H130V185H128ZM127 186V187H128ZM153 186V190H154V188L155 189H158V188H156L155 187V184L154 185H151L150 187H152ZM186 186V185H185ZM252 186V187H253ZM21 187V186H20ZM76 187H78V186H75V188ZM92 187H93V185H92ZM112 187H114L115 188V186H112ZM134 187V186H133ZM178 187H177V190H178ZM181 187V186H180ZM192 187V186H191ZM190 187V188H191ZM202 187V188H203ZM241 187H243V185L241 186ZM240 187V188H241ZM24 188H26V187H24ZM24 188H21V189H24ZM57 188V187H56ZM59 188V187H58ZM80 188H83L82 187V185H81V187L79 186V189ZM93 188H96L95 186L93 187ZM105 188V187H104ZM124 188V187H123ZM145 188V187H144ZM162 188H164V187H162ZM183 188V187H182ZM181 188V189H182ZM188 188V187H187ZM194 188V187H193ZM208 188V187H207ZM207 188H205V189H203V190H205V192L207 191H210V188L209 189H207ZM244 188H246L245 186H244ZM9 189V188H8ZM39 189H38V191H39ZM73 189V188H72ZM109 189L110 188H108V190L106 191L105 189V192L108 194V192H109ZM117 189V188H116ZM151 189V188H150ZM150 189H149V195H150V199L153 197H151V192H155V191H153L152 189H151V191H150ZM160 189V188H159ZM189 189V188H188ZM192 189V188H191ZM191 189H189V190H191ZM195 189V188H194ZM197 189V188H196ZM223 189V188H222ZM11 190V189H10ZM14 190V189H13ZM47 190V189H46ZM111 190H112V188H111ZM121 190V189H120ZM123 190V189H122ZM147 190L148 189H146V192H147ZM164 190H165V188H164ZM164 190L162 191L163 193H164ZM169 190V189H168ZM198 190V189H197ZM197 190H195L196 192H197ZM226 190H228V188L226 189ZM225 190V191H226ZM242 190H243V188H242ZM244 190H246V192H247V189H244ZM244 190H243V192H244ZM7 191V190H6ZM5 191V192H6ZM15 191V190H14ZM26 191V190H25ZM35 191V190H34ZM41 191V190H40ZM49 191V190H48ZM47 191V192H48ZM114 191V190H113ZM112 191V192H113ZM127 191V190H126ZM219 191H221V189L219 190ZM223 191H224V189H223ZM223 191H221V193H219L220 195H222L223 193ZM13 192V191H12ZM41 192H43V191H41ZM46 191H45V193H47ZM53 192V191H52ZM52 192H50V193H52ZM93 192H94V190H93ZM92 192V193H93ZM96 192H97V190H96ZM105 192H104V195L103 196H105ZM114 192H116V191H114ZM128 192V191H127ZM135 192V191H134ZM161 192V191H160ZM170 192V191H169ZM201 192V191H200ZM214 192V191H213ZM212 192V193H213ZM13 193H15V192H13ZM18 193H19V191H18ZM58 193V192H57ZM102 194H103V192H101ZM110 193V192H109ZM120 193V192H119ZM123 193V192H122ZM140 193H141V191H140ZM175 193H178V192H176L175 191ZM192 193V192H191ZM202 193V192H201ZM211 193V194H212ZM216 193V192H215ZM7 194H9V193H7ZM33 194V193H32ZM40 194V193H39ZM41 194H43V193H41ZM40 194V195H41ZM76 194V193H75ZM78 194V193H77ZM95 194V193H94ZM106 194V195H107ZM116 194V193H115ZM127 194V193H126ZM135 194V193H134ZM139 194V193H138ZM160 194V193H159ZM168 194V193H167ZM203 194V193H202ZM202 194H201V196H202ZM210 194V195H211ZM218 194V195H219ZM14 196H15V194H13ZM36 195H37V193H36ZM45 196H47L46 194H44ZM54 195V194H53ZM52 195V196H53ZM71 195V194H70ZM98 195V194H97ZM96 195V196H97ZM101 195V194H100ZM109 195V194H108ZM142 195V194H141ZM146 195H147V193H146ZM149 195H148V197H149ZM199 195V197H200V194H198ZM206 195H208V194H205V196ZM237 195V194H236ZM247 195H250V193H248ZM5 196H7V197H9L10 196V194H9V196L8 195H5ZM12 196V195H11ZM31 196V195H30ZM29 196V197H30ZM33 196H35V194H33ZM48 196H49V194H48ZM88 196H91V195H87V197ZM157 196V195H156ZM162 196V195H161ZM179 196V195H178ZM197 196V195H196ZM203 196H204V194H203ZM203 196L201 197V199L203 198ZM204 196V197H205ZM7 197H4V199L6 198L7 199ZM59 197H61L62 198V196H59ZM59 197H57L56 198V201H58V198ZM83 197V196H82ZM91 197H95L94 195L93 196H91ZM123 197V196H122ZM143 197V196H142ZM188 197V196H187ZM198 197V196H197ZM198 197V198H199ZM209 197V196H208ZM207 196L205 197V199L206 198H208ZM211 198H212V196H210ZM209 197V198H210ZM225 197V192H224V196L222 197V198H220V199H223ZM45 198V197H44ZM67 198V197H66ZM65 198V199H66ZM69 198V197H68ZM95 198H97V199H99V200H101V201H99V202H101V204H102V196L101 197H95ZM105 198H108L107 196H105ZM112 198V197H111ZM113 198H116V196H114ZM112 198V199H113ZM125 198H127V197H125ZM129 198V197H128ZM145 199H146V197H144ZM162 198V197H161ZM232 198V197H231ZM248 198H251L250 199V201L247 203L249 206H250V209L248 210L247 208H245V209H247L248 211L246 212V215H245V219H239L238 217H242L241 215H239L237 218H236V214H235V211H236V208L239 206V205H241V203L243 204V205H246V203L245 202H247V200L246 199H248ZM9 199V198H8ZM35 199H37V202H39L38 201V198H35ZM45 199H47V198H45ZM48 199H49V197H48ZM117 199V198H116ZM121 199V198H120ZM149 198H147V200H148ZM149 199V200H150ZM176 200H178L177 198H175ZM189 199V198H188ZM197 199V198H196ZM216 200L218 199V201H219V198H215ZM10 200H12V199H10ZM10 200H8V201H10ZM50 200V199H49ZM67 200V199H66ZM85 200V199H84ZM124 199H122V201H123ZM133 200V199H132ZM147 200H146V202H147ZM148 200V201H149ZM157 199H155V201H156ZM160 200V199H159ZM162 200H163V198H162ZM162 200H160V201H162ZM185 200H186V198H185ZM185 200H184V202H185ZM34 200H32V202L31 203H34L33 202ZM46 201V200H45ZM45 201H40L41 203L42 202H45ZM105 202L106 201H110L109 199L108 200H104ZM151 201H152V199H151ZM183 201V200H182ZM202 201H204V200H202ZM221 201V200H220ZM219 201V202H220ZM223 201V200H222ZM39 202V203H40ZM63 202V201H62ZM61 202V203H62ZM68 202V201H67ZM88 202V201H87ZM105 202H104V204H105ZM112 202V201H111ZM118 202V201H117ZM150 202V201H149ZM148 202V203H149ZM167 202V201H166ZM172 202H174L173 200H172ZM193 202H195V201H193ZM17 203V202H16ZM27 203H30V202H27ZM27 203H25L26 205H27ZM52 202H50V203H46L47 204V207H52V205H54L53 203L51 204ZM60 203V201L58 202V204ZM72 203V202H71ZM116 203V202H115ZM129 203V202H128ZM209 203V202H208ZM207 203V204H208ZM2 204H3V202H2ZM1 204V202H0V205H2ZM19 204V203H18ZM37 204V203H36ZM50 204V206H48ZM103 204V205H104ZM119 204V203H118ZM122 204V203H121ZM132 204V203H131ZM141 204V203H140ZM144 204V203H143ZM143 204H141V205H143ZM155 204H156V202H155ZM162 204H163V206H162ZM162 204L160 203V205H159V210H158V212H161L160 211V207H162V208H164V205L166 204V203H164V202H162ZM170 204V203H169ZM172 204V203H171ZM183 204V202L181 203V205ZM223 204V203H222ZM31 205H34V204H31ZM40 204H38V206H39ZM93 205V204H92ZM91 205V206H92ZM98 205V204H97ZM124 205V204H123ZM145 205V204H144ZM192 205V204H191ZM210 205V204H209ZM218 205H219V203H218ZM224 205V204H223ZM223 205H221V206H223ZM28 206H29V204H28ZM36 207H37V205H35ZM41 206H45V205H42L41 204ZM41 206H40V208H41ZM57 206V205H56ZM65 205H63V207H64ZM88 206V205H87ZM100 206V205H99ZM104 206H106V205H104ZM109 206V205H108ZM116 206V205H115ZM118 206V205H117ZM121 206V205H120ZM135 206V205H134ZM148 206V205H147ZM193 206L194 205H192V207H191V211H193L194 212V210H192L193 209ZM220 206V207H221ZM62 207V206H61ZM95 206H93V208H94ZM110 207V206H109ZM141 207V206H140ZM158 207V206H157ZM170 207H172V206H170ZM170 207H167L168 208V211H169V208ZM207 207V206H206ZM205 207V208H206ZM242 207L243 206H241V208L240 209H242ZM23 208V207H22ZM44 208V207H43ZM55 208V207H54ZM60 209V210H56V209ZM85 208H87V207H85ZM88 208L89 209H91L90 208V206H88ZM87 208V209H88ZM92 208V209H93ZM117 208V207H116ZM124 208H127V206L126 207H124ZM123 208V209H124ZM135 208V207H134ZM173 208V207H172ZM9 209V208H8ZM8 209H6V210H8ZM19 209V208H18ZM42 209V208H41ZM41 209H39L40 210V212H41ZM48 209V208H47ZM46 208H44V209H42L44 212H45V214L44 215H46V214H48V215H46L45 217H51V216H49L50 215V213L51 214H54L51 210L53 209H51V210H49L50 211V213H48V210H47ZM62 208H60V207H56L55 208V212L57 211L58 213H59V211H61L62 213L61 214H58L57 212H56V214H58L59 216L58 217H60V215H62L63 216V212H64V210L62 211L61 210ZM91 209V210H92ZM95 209V208H94ZM110 209V208H109ZM120 209H122V208H120ZM132 209V208H131ZM156 209V208H155ZM165 209V208H164ZM181 209V208H180ZM245 209H243V211L245 210ZM17 210V209H16ZM79 210V209H78ZM136 210V209H135ZM149 210H151V209H149ZM154 210V209H153ZM152 210V211H153ZM171 210V209H170ZM203 210V209H202ZM66 211V210H65ZM85 210H83L82 212H84ZM94 211V210H93ZM110 211H111V209H110ZM113 211V210H112ZM118 211V210H117ZM133 211V210H132ZM163 211V210H162ZM175 211V210H174ZM174 211H172V212H174ZM190 211V213H191V215L192 214H194V213H192ZM205 211H206V209L205 210H203V212L205 213ZM210 211V210H209ZM209 211H208V214H209ZM242 211V210H241ZM246 211V210H245ZM244 211V212H245ZM39 211H37V213H38ZM43 212V213H44ZM81 211H80V213H82ZM90 211H88V215L90 214L89 213ZM92 212V211H91ZM103 212V211H102ZM115 212V211H114ZM114 212L111 214L112 216H113V214H114ZM123 212H125V211H123ZM128 212V211H127ZM148 212V211H147ZM146 212V213H147ZM154 212V211H153ZM7 213H12V212H10V211H8ZM14 213V212H13ZM34 213H36V210H35V212ZM79 213V214H80ZM85 213V212H84ZM84 213H82V214H80L81 216H83L84 215ZM108 213V212H107ZM119 213V212H118ZM141 213V212H140ZM162 213H164V212H162ZM238 213V212H237ZM92 214V213H91ZM105 214V213H104ZM129 214V213H128ZM137 214V213H136ZM174 214V213H173ZM187 214V213H186ZM195 214H196V211H195ZM14 216H15V214H13ZM37 215V214H36ZM42 215V214H41ZM73 215V214H72ZM72 215H70V216H72ZM77 215V214H76ZM87 215V216H88ZM109 213H108V218L106 219V220H108V219H111L110 218V216H111ZM118 215H119V218H120V215L121 214H115V217L117 216L118 217ZM125 215V214H124ZM123 215V216H124ZM133 215V214H132ZM151 215H153V214H151ZM161 215V214H160ZM167 215V216H166ZM165 215V217L166 218H164L163 217V219H162V221L160 222V223H162V224H160V225H162V227L159 225V228H160V230L161 229H163L164 231L167 229V231H168V229H170V228H172V229H174L173 227H171V226H173V224L175 223V221L172 223V221H171V219H173V218H171L170 216H169V213L168 214H166ZM205 215V217L207 216V212L204 214ZM2 216V215H1ZM10 216V215H9ZM14 216H12V217H14ZM54 216V215H53ZM56 216V215H55ZM61 216V217H62ZM69 216V215H68ZM68 216H66L67 217V219H69L68 218ZM75 216V215H74ZM86 215H85V217H87ZM102 216V215H101ZM139 216V215H138ZM145 216V215H144ZM198 216V215H197ZM197 216L196 215H193L192 216V219L190 218V222H192V225L194 226V227H196L197 225H196V223L198 222V220H196L195 218H197ZM202 216V215H201ZM209 216V215H208ZM208 216H207V218H208ZM8 217V216H7ZM35 217V216H34ZM58 217L56 218V219H58ZM84 217V216H83ZM89 217V216H88ZM98 217V216H97ZM103 217H104V215H103ZM114 217V219L116 220V218ZM122 217V216H121ZM141 217V216H140ZM150 217V216H149ZM153 217V216H152ZM156 217V216H155ZM154 217V218H155ZM188 217V216H187ZM194 217V218H193ZM204 217V222L206 221L207 222V220H205L206 218ZM90 218H91V215H90ZM93 218H94V216H93ZM96 218V217H95ZM130 218V217H129ZM154 218H153V220H154ZM159 218V217H158ZM37 219V218H36ZM45 219H48V218H45ZM45 219H43L44 220V227H47V226H45V225H51V224H49V222L48 221H46L45 222ZM50 219H55V218H53V217H51ZM50 219H48L49 221H50ZM62 219V218H61ZM92 219V218H91ZM100 220H99V222H101V223H103L102 222V219L101 218H99ZM118 219V218H117ZM121 219V218H120ZM126 219V218H125ZM125 219H124V221H125ZM133 219V218H132ZM132 219H130V220H132ZM134 219H136V217L134 218ZM159 219H161V218H159ZM66 220V218H65V216H64V220H63V224L65 223L64 221ZM128 221H129V223H130V225H132V223L134 222H132V221H130L129 219H127ZM201 220V219H200ZM203 220V219H202ZM58 221V220H57ZM66 221H68V220H66ZM92 221H96V219H94V220H92ZM91 221V222H92ZM157 221V220H156ZM177 221V220H176ZM36 222V221H35ZM48 222V223H47ZM61 222V220L60 221H58V223H60ZM69 223H65L66 225L67 224H70V226H71V228H74L75 229V227L77 228V226L79 227V224L81 225V226H84V224H81L82 223V221L80 220V223H79V221H78V219L77 218H70V220L68 221ZM119 223H116V224H118L119 225V227L121 226L120 225V221H118ZM121 222H123L122 220H121ZM132 222V223H131ZM136 222V221H135ZM141 222V221H140ZM146 222V221H145ZM154 222V221H153ZM158 222V221H157ZM188 222V221H187ZM12 223V222H11ZM47 223V224H46ZM62 223V222H61ZM60 223V224H61ZM93 223V222H92ZM91 223V224H92ZM95 223V222H94ZM110 224H114V222H113V217H112V222H109ZM128 223V224H129ZM138 223V221L136 222V224ZM142 223H144V222H142ZM151 223V222H150ZM20 224V223H19ZM32 224H34V223H32ZM54 224H55V221H54V223L52 224V230H53V228H56V227H54ZM105 224V223H104ZM123 224V223H122ZM127 224V223H126ZM134 224V228H136L135 227V223H133ZM139 224V223H138ZM141 224V223H140ZM148 224V223H147ZM99 225H100V223H99ZM115 225V224H114ZM124 225V224H123ZM143 226H144V224H142ZM146 225V224H145ZM157 225V224H156ZM155 225V226H156ZM7 226V225H6ZM6 226L3 228V229H6ZM14 226V225H13ZM23 226V225H22ZM49 226H48V229H49V231H50V229H51V226H50V228H49ZM91 226V225H90ZM125 226V225H124ZM126 226H129V225H126ZM125 226V227H126ZM137 226V225H136ZM8 227V226H7ZM63 228H61V229H63L64 230V226H62ZM102 227V226H101ZM100 226H98V229H100L101 228ZM116 227H117V225H116ZM116 227H114L113 226V228L114 229H116ZM130 227V226H129ZM131 227H133V226H131ZM138 227V226H137ZM140 228L142 227V226H139ZM151 228H152V226H150ZM149 227V224H148V226L146 227H144V228H146V229H149L150 228ZM2 228V227H1ZM0 228V229H1ZM14 228V227H13ZM29 228H31V227H29ZM84 228H86L85 226H84ZM88 228V227H87ZM112 228V227H111ZM111 228H109V229H111ZM128 228V227H127ZM150 228V229H151ZM158 228V227H157ZM156 227H155V229H157ZM159 228H158V230H159ZM191 228H193V227H191ZM227 228H230L232 231V233H231V235L230 236H227V234L226 235H223V236H227V237H220L221 236V234L225 231V229H227ZM67 229V228H66ZM95 229V228H94ZM98 229H96V230H98ZM107 229V228H106ZM105 229V230H106ZM120 229V228H119ZM124 229V228H123ZM129 229H131V228H129ZM154 229V228H153ZM182 229V228H181ZM190 229V228H189ZM21 230H23L21 227L18 229V231L17 232H20V233H22V231ZM26 230V229H25ZM52 230L50 231V232H52ZM71 231H67V232H72L73 234L74 233H76V234H78L77 232H74V231H72V229H70ZM84 230V229H83ZM90 230V229H89ZM159 230V231H160ZM191 230V229H190ZM202 230V229H201ZM5 231V230H4ZM11 231V230H10ZM101 231V230H100ZM111 231H113V230H111ZM116 231V230H115ZM114 231V232H115ZM117 231H118V229H117ZM124 232H125V229L123 230ZM131 231H132V229H131ZM173 231V230H172ZM195 231V230H194ZM223 231V232H222ZM114 232H112V234L114 235ZM124 232H123V236H124ZM126 232H127V229H126ZM135 232V231H134ZM146 232V231H145ZM153 232H156V231H153ZM162 232V231H161ZM185 232V231H184ZM199 232H202V231H199ZM206 232V233H205ZM222 232V233H221ZM26 233H29V231L28 230H26ZM92 233V235H93V232H91ZM90 233V234H91ZM95 234L94 235H96V231L94 232ZM116 233V232H115ZM118 233V232H117ZM122 233V232H121ZM128 233H129V231H128ZM131 233V232H130ZM141 233H143V231L141 232ZM148 233H150V231L148 232ZM221 233V234H220ZM225 233H227V232H225ZM224 233V234H225ZM17 234V233H16ZM30 234V233H29ZM71 234V233H70ZM70 234H69V237H66V241H68L67 240V238H69V241L71 240L70 239ZM103 234V233H102ZM108 234H110V231H109V233ZM151 234H153V233H151ZM160 234H164V233H160ZM166 234V233H165ZM164 234V235H165ZM174 234V233H173ZM189 234V233H188ZM12 235V234H11ZM14 235V234H13ZM39 235V234H38ZM79 235V234H78ZM89 235V234H88ZM107 235V234H106ZM150 235V234H149ZM190 235V234H189ZM189 235H188V238H189ZM33 235H29V236H26V237H28L27 239H29V241L30 240H34L35 238H31ZM68 236V235H67ZM71 236H72V234H71ZM97 236V235H96ZM108 236H110V235H108ZM119 236H120V233H119ZM122 236V235H121ZM120 236V237H121ZM140 236V235H139ZM163 236V235H162ZM173 236V235H172ZM30 237V238H29ZM91 237V236H90ZM125 237H126V235H125ZM129 238H132V236L130 237V236H128ZM149 237V236H148ZM187 237V236H186ZM39 238V237H38ZM92 238L94 239V236H92ZM91 238V239H92ZM95 238H97V237H95ZM157 238H159V237H157ZM162 238V237H161ZM24 239V238H23ZM109 239V238H108ZM116 239V238H115ZM135 239H138V236H137V238H135ZM135 239H133V240H135ZM151 239V238H150ZM155 239V237L153 238V240ZM164 239V238H163ZM167 239V238H166ZM172 239V238H171ZM183 239V238H182ZM6 240H8V238L6 239ZM38 240V239H37ZM36 240V241H37ZM94 240H97V239H94ZM124 240V239H123ZM127 240V239H126ZM148 240H149V238H148ZM153 240L151 239V241L153 242ZM88 241V240H87ZM90 242L92 241V240H89ZM122 241V240H121ZM136 241V243L139 241H137V240H135ZM142 241V240H141ZM141 241H139L137 244H139ZM150 241V240H149ZM148 241V242H149ZM160 242H161V240H159ZM167 241H171L169 238H168V240ZM25 242H26V239H25ZM73 242V241H72ZM86 242V241H85ZM97 242V241H96ZM155 242H158V241H156L155 240ZM155 242H153V243H155ZM166 242V241H165ZM207 242V241H206ZM1 243V242H0ZM62 243V242H61ZM67 244H68V242H66ZM66 243H63L64 245H66V246H68ZM92 243H93V241H92ZM125 243V242H124ZM135 243V245H137ZM143 243V242H142ZM142 243H140V244H142ZM167 243V242H166ZM166 243H164V244H166ZM5 244V243H4ZM70 244H71V241H70ZM86 244H87V242H86ZM91 244V243H90ZM93 244H96L95 242L93 243ZM93 244H92V246H93ZM130 244V243H129ZM139 244V245H140ZM149 245L151 244L150 242L148 243ZM160 244V243H159ZM158 244V246H161V245H159ZM0 245H2L3 246V243L2 244H0ZM24 245H26V244H24ZM128 245V244H127ZM131 245V244H130ZM129 245V246H130ZM5 246V245H4ZM21 246V245H20ZM64 247L65 249H66V253L65 254H69V252L71 253V251H72V249H70V251L67 249V247ZM88 246V245H87ZM123 246H125V245H123ZM143 246H144V244H143ZM147 246V245H146ZM162 246L163 247H165L163 244H162ZM28 247L29 246H26L25 248H27L28 249ZM73 247V246H72ZM71 247V248H72ZM113 247V246H112ZM148 247H150L151 248V245L150 246H148ZM155 247H156V245H155ZM173 247V246H172ZM193 247V246H192ZM5 248V247H4ZM23 249V251H22V249ZM21 248H18V249H20L21 251H22V253L24 252V246L23 247H21ZM48 248V247H47ZM63 248V246L61 247V249ZM132 248H134V247H132ZM158 248V247H157ZM1 249V248H0ZM40 249V248H39ZM60 249V250H61ZM125 249V248H124ZM127 249H128V247H127ZM130 249H131V247H130ZM149 249V248H148ZM147 249V250H148ZM159 249V248H158ZM160 249H161V247H160ZM160 249H159V253H160ZM38 250V249H37ZM43 250H44V252H43ZM41 249L40 250V252H41V254L43 255V254H45V257L47 256L46 255V250L45 249ZM63 250L64 249H62V252H63ZM153 250V249H152ZM163 250V252L165 253L166 251H165V249H162ZM190 251H191V247H190V249H189ZM188 250V252L189 253H191L190 251ZM195 251H197L196 250V247H195V249H194ZM194 250H193V252H194ZM21 251H18V252H20L21 253ZM30 251V250H29ZM39 251V250H38ZM69 251V252H68ZM96 251H97V249H96ZM102 251V250H101ZM100 251V252H101ZM122 251V250H121ZM127 251H130V250H127ZM134 251H136V250H134ZM134 251H133V253H131V255L129 254V253H127L126 254V252H125V255H127L128 257H132L131 259L130 258H128L127 256V258L128 259H126V257H124V258H122V259H116L115 258V256L114 255H109V256H103V253H102V256H99V257H96V259H97V261H96V263H94V262H92L91 261V263H93V264H131L130 262H131V260L134 258V256H132V255H135V253H134ZM154 251V250H153ZM156 251V250H155ZM187 251V250H186ZM59 252H61V251H59ZM65 252V251H64ZM63 252V253H64ZM77 252V251H76ZM99 252V251H98ZM100 252H99V254H96V255H100ZM105 252V251H104ZM110 252V251H109ZM116 252V251H115ZM117 252H120V251H117ZM131 252V251H130ZM143 252H145L144 250H143ZM147 252V251H146ZM144 253V255H146L148 258H145V259H147V262H148V259L150 258V257H152V255H150L152 252L150 251V254L147 252V253ZM171 252V251H170ZM175 252V251H174ZM178 252H176V253H178ZM62 253V254H63ZM86 253V252H85ZM95 253V252H94ZM154 253H156V252H154ZM153 253V254H154ZM168 253V252H167ZM189 253H188V255L186 254V257H189ZM18 255H19V253H17ZM16 254V255H17ZM25 255V257H26V259H27V255H26V253H24ZM48 254V253H47ZM51 253H49V255H50ZM89 254V253H88ZM105 254H107V253H105ZM119 255H120V253H118ZM129 254V255H128ZM193 254V253H192ZM192 254L190 255L192 258L194 257V256H192ZM195 254H196V252H195ZM1 255V254H0ZM16 255H15V257L14 258H16L17 260H19L18 259V257L19 256H17L16 257ZM67 255H64L65 257L67 256ZM92 255V254H91ZM90 255V256H91ZM95 255V256H96ZM108 255V254H107ZM116 255V254H115ZM124 255V256H125ZM155 256L153 257V259L151 258V259H149V261L150 260H153V261H155L156 259H158L159 260V257L157 258V256H158V254L156 255V254H154ZM172 255V254H171ZM170 255V253L169 254H164V256H163V254H162V256L163 257H165L166 259H168V257L170 256V259H171V261H172V256H174V255H172L171 256ZM179 255V254H178ZM181 255V254H180ZM185 255V254H184ZM194 255V254H193ZM44 256V255H43ZM43 256H41V258L43 257ZM69 256V255H68ZM85 256V255H84ZM86 256H88V255H86ZM89 256V257H90ZM121 256V255H120ZM182 256V255H181ZM29 257V256H28ZM39 257H40V253H39ZM62 257V256H61ZM117 257V256H116ZM121 257H123V255L121 256ZM144 257V256H143ZM163 257H162V260L164 261V259H163ZM186 257H182L181 259H183V260H181V262H182V264H190L189 262H191V258H189L190 259V261L188 262V260H186ZM208 257V256H207ZM8 258V257H7ZM40 258V259H41ZM47 258V257H46ZM45 258V259H46ZM67 258V257H66ZM155 258V259H154ZM178 258V257H177ZM202 258V257H201ZM200 257H199V259H201ZM29 259H30V257H29ZM28 259V260H29ZM59 259H60V257H59ZM62 259V258H61ZM86 260H84V259H81V260H83L82 261V263H80V264H86L87 262H88V258H85ZM90 260L91 259H93V258H89ZM161 259V258H160ZM188 259V258H187ZM195 260H196V257L194 258ZM27 260V261H28ZM57 260V259H56ZM89 260V261H90ZM127 260H128V262L129 263H127ZM137 260H138V254H137ZM144 260V259H143ZM180 260V259H179ZM187 261V262H184V261ZM8 261L9 260H7V263H8ZM30 261V260H29ZM28 261V262H29ZM51 261V262H50ZM50 261H48V263L49 264H51L52 263V261L53 262H55L54 264H57L56 263V261L53 259V260H50ZM84 261H86V263H83ZM133 261V260H132ZM169 261V260H168ZM5 262H6V260H5ZM26 262V261H25ZM134 262V261H133ZM147 262H145L146 264H147ZM152 262V261H151ZM151 262H148V264L149 263H151ZM174 262H175V264H176V260H174ZM173 262V263H174ZM6 263V264H7ZM10 263V262H9ZM29 263H32V259H31V262H29ZM72 263V262H71ZM75 263V262H74ZM73 263V264H74ZM91 263H88V264H91ZM143 263V262H142ZM158 263V262H157ZM172 263V262H171ZM172 263V264H173ZM192 263V262H191ZM198 263V262H197ZM196 263V264H197ZM3 264V263H2ZM11 264V263H10ZM33 264V263H32ZM35 264V263H34ZM53 264V263H52ZM61 264H63V263H61ZM132 264H134V263H132ZM140 264V263H139ZM153 264H156L155 262L153 263ZM159 264V263H158ZM167 264V263H166ZM168 264H170V262L168 263ZM179 264V263H178ZM193 264H194V261H193Z\"/></svg>",
	"mask_w": 264,
	"mask_h": 264
}]
</instances>
